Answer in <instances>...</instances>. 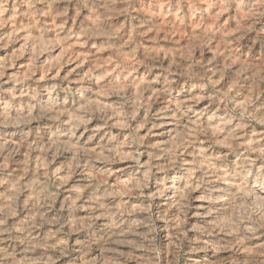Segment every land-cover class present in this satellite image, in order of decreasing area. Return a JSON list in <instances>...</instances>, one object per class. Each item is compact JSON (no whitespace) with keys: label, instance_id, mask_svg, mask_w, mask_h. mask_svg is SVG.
Segmentation results:
<instances>
[{"label":"clouds","instance_id":"obj_1","mask_svg":"<svg viewBox=\"0 0 264 264\" xmlns=\"http://www.w3.org/2000/svg\"><path fill=\"white\" fill-rule=\"evenodd\" d=\"M64 2L65 4L74 3L80 9L95 6V0H64ZM106 2L111 6V0H106ZM180 2L183 3V0ZM3 7L5 11H9L11 5L5 4ZM218 7L226 11L228 17L220 23H217L215 19L210 23L209 17ZM66 13L67 8L62 14L65 23L69 19ZM191 14V20L187 15L184 16L185 26L198 24L199 34L206 47L214 46L215 40L222 38L221 33H225L227 39L231 41L225 46L223 67L220 66L219 60L213 58L215 60L213 63L212 60H206L203 57L199 63L193 58L188 65L190 70L194 68L199 74V78L192 83V87L199 88L204 93L201 98L208 99L210 102L213 98L219 99L222 101L221 108H225L224 101H232L234 104L235 93L229 96L231 89H224L223 85L217 87L218 78H223L225 74L230 77L232 75L230 69L234 63L237 67L256 69L255 75L264 79V76H260V73H264V0H207V6L203 4L198 7L193 6ZM232 19L245 26L236 27L228 32L229 21ZM7 23L9 21H5V24ZM28 24L33 30L44 32L49 30V25L44 21L33 24L29 20ZM249 33L254 36L246 53L241 50L243 47L241 41ZM13 36L19 38L15 33ZM257 44L261 45L260 55L256 57L257 62L248 63L252 49ZM3 46L7 47L6 44ZM36 55L38 56L39 53ZM90 60L91 57H89ZM73 61H75V66H70ZM160 63L162 64L163 61L161 60ZM10 66L5 64L4 69ZM152 67L153 62L149 60L144 72L145 77L152 71ZM65 69V74L61 75L60 71ZM42 70L46 83H41L35 71L23 78L25 83L27 81L33 83H26L29 99L26 110L23 105L19 108L18 123L30 124L32 121H40L44 116H50L56 112L59 126L64 122L59 117L68 116L71 112L73 117L69 121V127L61 134L68 140L79 143L83 140L85 133H90L83 142L94 143L99 139L98 148L104 149L106 154L97 155L95 150L80 153L79 160L83 162V165H87V167L81 166L80 169L86 173L87 183L85 188L76 194L71 204L64 205L71 212L79 207L76 201L80 200L82 195H86L93 205L88 210L90 218L85 219L83 224L77 221L75 226L67 230L64 224H59L48 239L35 232V228L39 226L38 223H27L17 230L6 226L5 221L0 220V264H21L18 257L24 258L23 264H57V262L59 264H81L80 257L70 255L76 251H79L81 257H92L84 264H179L187 229L184 227L183 218L175 221V214L172 210L179 207L181 217L185 216L191 201L197 198L192 193L198 190L202 193L199 199L208 201L205 211L198 214L211 221L206 222L200 232L204 237L213 238L215 246L204 240H198L196 243L205 251L213 249L214 253H226L223 264H264V150L256 151L254 156H243L242 160L235 165L227 159L228 153L223 152L220 157H213L209 160L208 152L216 150L218 145H226L229 151L238 148L239 137L233 134L222 140L219 129L217 132L211 131V126L207 121L202 122L204 128L196 129L197 132H204L202 137L197 136L196 139H192L186 135L180 139L172 150L171 159L166 165L167 168L177 165L184 167L186 158L191 152L192 160L188 166L197 173L196 178L192 179L190 173L188 183L184 185L183 190L177 191L180 198H172L170 203L167 202L169 197L166 193L172 185H164L161 181H156L159 184V191L153 193L152 196L164 198L163 208L165 210L161 211L160 206H156L157 211L154 213L151 198L149 199L143 209L148 214L146 232L137 231L144 225L143 221H130L123 207H117L115 203L106 202L97 196V193L102 190V185L105 189L107 187L106 181L111 174L112 165L120 160L129 159L122 151L125 146L132 150L137 164L140 163L139 157L143 154L139 150L141 145L145 146V150L160 147L158 144L147 145L145 138L152 134L153 127L157 125L147 127L145 136L140 135V129L149 124L150 117L164 119L170 114L174 124L187 118L186 109L181 108L184 101H177L176 104H172L171 101L167 103L161 101L163 106L153 109V105L160 100L172 81L165 77V87L156 90H153L152 85L165 71L170 73L171 68L162 69L161 73H158L152 80H140L137 66L125 63L118 58L113 74L107 78L102 76L98 81L97 75L105 72L102 65L98 63L85 68L83 58L72 57L64 60L63 63H43ZM6 82H10L11 86L5 88ZM18 83H21V80H13L6 76L4 70H0V98L5 93L10 97L9 102L4 105L6 110L11 107L12 100L18 99L15 96ZM243 86L241 84V87ZM97 89L102 90L103 98L97 94ZM45 95L46 100H44ZM102 99L109 102L103 103ZM98 100L101 102L98 103ZM188 107L191 106L188 105ZM250 107L251 112H255L257 107L264 108V99L253 94ZM251 112L241 113L239 108L233 106L227 108L224 113L228 119L218 118L221 119L223 125H227L233 119L247 116L249 117L248 122L251 123L254 119ZM199 118L200 114H197L196 119L199 120ZM93 121L98 122L99 127L93 128ZM261 122L264 123V121ZM205 129L208 130L205 131ZM124 130L127 131V139L119 145L121 153L114 154L108 146L118 143V137L123 134ZM40 131L41 129L37 128L36 135H39ZM24 134L25 136L31 135L32 129L29 128ZM161 134H163V129ZM261 137L264 138V133ZM198 144L200 148L196 151ZM253 151L255 149L251 147L242 149V152ZM156 159L155 155L150 157V160ZM97 160L103 162L102 173L96 172L94 167ZM154 167L159 168V165H144L145 171L138 186L141 191L148 187L150 179H154L152 175ZM89 169L96 174H87ZM76 170L77 165L74 161L63 182H66ZM180 179L183 177H174L173 184ZM136 187L135 183L131 188L126 187L124 194H134L133 189ZM121 204H126V202L121 201ZM161 220L164 223L158 229L157 221ZM82 229L87 231L86 239L70 244L69 239ZM165 233L169 234L165 236ZM166 242L167 247H165ZM93 246L99 248V251L96 252ZM138 252L141 256H137ZM145 254L148 256L147 261L142 258ZM184 264H192V262L186 259Z\"/></svg>","mask_w":264,"mask_h":264},{"label":"rangeland","instance_id":"obj_2","mask_svg":"<svg viewBox=\"0 0 264 264\" xmlns=\"http://www.w3.org/2000/svg\"><path fill=\"white\" fill-rule=\"evenodd\" d=\"M5 4H10L11 5V8H10V10L9 11H5V9H4V5ZM200 4H203V5H205V6H207V0H183V3H181L180 2V0H111V6H109L108 5V3L106 2V0H95V6L93 7V8H84V9H80L79 7H77L74 3L73 4H65V2H64V0H19V4H18V0H0V24H2L1 26H0V43L2 44L3 43V41L5 40L6 42H8V43H5V41H4V45L6 44L7 45V47H4L3 46V44L1 45L0 44V58L1 57H3L4 58V62L2 61L3 60V58L1 59V61H0V70H4L5 71V73H6V76L7 77H10V78H12L13 80H15V79H19V80H21V83H18V84H16V88H15V96L16 97H18V99H15V100H12L13 101V103H12V101H11V107L10 108H8L7 110H8V112L7 113H5V111H4V109H5V107H4V105L5 104H7V102H9V99H10V97L5 93V94H3V96H2V98H0V115H2V116H0V136H1V138H0V160H1V158H2V160L4 161H0V166H2L3 165V163H4V165L6 164V162H7V164L2 168V167H0V176L3 178L1 181H0V189L2 190H0V199H2V200H0V215H1V217H2V220H3V218H5L4 219V221H5V224L7 225V226H10V227H13L14 225H15V227H19V226H21L22 224H23V221H24V215H26V213H27V215H30V217H31V221L33 222V223H36V221H37V223L39 224V226L37 227V228H35V229H37V230H35V232L36 233H39V234H41L43 237H44V235L43 234H45V237L44 238H49V237H51V235H52V233L54 232V228L55 227H58L59 226V224L61 223V224H64V225H66L65 226V228H66V230L68 229V228H71L72 226L71 225H73V226H75L76 225V223L75 222H77V221H79L80 220V224H82L83 223V221H85V219L86 218H88V217H84L83 215L86 213V211H88L89 210V207H90V205L89 204H92V202H90V201H87L88 200V197L86 198V196H84V195H82L81 196V199H83V200H85V202L83 201V200H77L76 201V203H77V205H79V207H77V208H75L74 210H72L71 212L69 211V209L68 208H66L65 207V209H64V205L66 204V202H67V204H71V200L73 199V198H75V196H76V194H75V191H76V193L78 192V190L81 188V190L82 189H84L85 187L83 186L85 183V181H81V174L83 175V173H84V176L86 175V173L85 172H83V171H81V170H79V168H81V166H83V162H81V161H79V155H80V153L81 152H83L82 150H91V149H89V148H91V147H89V146H92V151L93 150H95L96 152H97V150L99 149L100 150V152H97V155H101L102 153H104L103 155H105L106 153H105V151H104V149H102V151H101V149L100 148H98V144L97 143H99L100 144V141H99V139H97L96 140V142H94V143H86V145H84L85 143L83 142L84 141V139H87V136L90 134H88V133H85L84 134V139H83V141H81V142H79V143H74L73 141H72V143H74L75 145L77 144V146L78 147H76L74 144L72 145L70 142V140H68V143H70V145H68V144H66L65 142L67 141L66 140V137H64V136H62V134L61 133H63L65 130H67L68 128L67 127H69L68 125H69V122L67 121L68 119H69V121L70 120H72V118H70V117H73L72 116V114H71V112L69 113V116L70 117H68V116H63V115H61V117H59V118H61V120H64V124H59V127L57 126L58 125V121H57V119H56V112L54 113L55 114V116H54V114L53 115H50V116H48V115H46V116H44L40 121H32L30 124H19L18 123V120H19V116H20V113H19V111H18V109L20 108V106L21 105H23V103H24V105L23 106H27V103L26 102H28V99H29V95H28V89H27V87H26V83L27 84H32L33 82L32 81H27L26 83L24 82V80H23V78H25V77H27L28 75H29V73L30 72H33V71H35V73H36V76H37V78H39L40 80H41V83L43 84V83H46L47 81H45V79H44V71L42 70V64L43 63H53V62H58V63H63L64 62V60H66V59H69V58H72V57H75V58H83L84 57V59H83V62H84V66H85V68H87V67H91V66H94V65H96V64H100V65H102L103 66V68L105 69V72H103V73H100L98 76H97V80L99 81L100 79H101V77L103 76V77H105V78H107V76H111L112 74H113V70L117 67V63H118V58H119V60H121V61H123V62H125V63H128V64H134V65H136L137 66V73L139 74V77H140V80H144V78L145 79H148V80H152L158 73H161V71H162V69L163 70H167V69H169V68H171V72L169 73H167V71L166 72H164L162 75H160L159 76V81H157V82H155L154 84H153V86H152V88H153V90H156L157 88L159 89V87L160 88H163V85H164V87H165V82L166 81H164L165 80V77H167V79H169V80H171L172 81V83L168 86V88H167V90L166 91H168V92H166V94H165V92L162 94L163 96H161V98H162V100H161V98H160V100H158L157 101V105L156 104H154L153 105V109H156V108H158V106L160 105V107L161 106H163L162 104H161V101H164V103H167L168 102V100L169 101H172V100H175V101H172V104H174V103H176V99H174V98H177V101H180V96H182L183 95V92L188 96V97H190V98H192L193 99V97H194V101H196L195 100V98L198 100L197 101V105H195L194 106V109L192 108V107H190L189 109L188 108H186V116H187V119L189 118V119H191V118H193L194 116L196 117L197 115L196 114H198V112H200L201 110H203L205 107H207V108H210V106H211V109H213V113L212 112H210L209 110L210 109H207V108H205V110H203V111H205V112H203V114H205L204 115V117H203V119L202 120H193V119H191L192 121L191 122H197V123H192L191 125H189L188 126V124H186L187 125V128H193L192 130L191 129H188V132H193L192 134L191 133H188L187 131V134H185V129L183 128V127H181V126H183V124H185L184 123V119L181 121L182 122V124H181V122H179V125L178 126H175L176 128H178V129H174L175 131L174 132H171V134L172 135H174V137H175V134L174 133H176V138H173V136L171 135L170 137V141H167L166 143H164V144H159V142L157 143L158 145H160V147L159 148H156V149H148V150H145V146L144 145H141L140 146V148H139V150L143 153L140 157H139V160H140V163L139 164H137V163H135V160H136V157L135 156H133L132 155V150L131 149H129L127 146H125L124 147V149L126 150V151H128V152H126L124 149L122 150L123 151V154L126 152L127 154H125V155H127L128 157H129V159H126V160H120V161H118L116 164H113L112 165V167L111 168H114L113 170L114 171H112V169H111V174L109 175V177L107 178V181H108V185H107V187H106V189L107 190H109L110 189V187L111 186H114L116 189H113V190H118V189H120L121 190V192H120V190H118V192L115 194V196L113 195V190L112 191H108L107 192V190L105 189V187L102 185L101 187H102V193L101 194H105L106 193V195H101L100 194V192H98L101 196H99V194H97V196H98V198H104L105 200H106V202H112L113 203V201H114V203L116 204V206L118 207L119 205L118 204H120L121 202H116L118 199H119V201H122V200H126L127 198H128V200L131 202V200H133L132 201V203H129V201L128 200H126L125 202H126V204L128 203L129 204V206H128V204L124 207L123 205H121V207H123L124 208V210L126 209V208H129V209H126L125 210V215L129 218V220L132 218V219H134V220H136L137 218L136 217H140L141 216V218L139 219V220H143L145 223H144V225H142L141 227L142 228H139V229H137V231H139L140 233H143V231L144 232H146L147 231V228H146V226H145V224L147 225V213L143 210L144 208H145V205L149 202V199L151 198V202H152V204H153V212L155 213L156 211H157V207L156 206H160L159 204H161V205H164L165 204V201H164V198L162 199V197L160 198L159 196H157V197H153L152 196V194L153 193H155V192H158V190H156V189H158L159 188V184L157 183L156 184V186H155V183H156V181H160V179H162V180H164V179H166V181L164 182V181H162V183L165 185H169V184H172V187H171V189H169L170 191H168L167 193H166V195L168 196V195H170V197H169V200L167 201L168 203L169 202H171V197H173L172 195H174V194H176L177 193V190L178 191H182V189L184 188V185H185V182L187 181V183H188V179H186V177H189V176H187V174H186V172L187 173H193V175H192V177H193V179H195V175L197 174V173H194V171L192 170V169H188V171H185V170H181V168H180V166L179 165H177V166H175V167H172V168H167L166 167V164H168L169 163V161H170V159H171V156H172V152H171V150H173L175 147L174 146H176L177 144H178V141L180 142V139H181V137H184L185 135H187V136H190V138H192V139H196L197 138V135L198 136H200V137H202L203 135H201V134H204V133H202V132H195V130L199 127H201V128H204V124L202 123L203 122V120H205V118L207 117L208 119H206V121L209 123V124H213V125H210L211 126V131H215V132H217L216 130L217 129H219V127L217 128V126H220L219 125V123H221V119H219L218 118V115H219V117H223V116H225V115H223L224 113H225V111L227 110V108H231V107H233V106H235V107H237V108H239V111L241 112V113H243V112H246V111H248V112H251V107H250V102H251V99H252V96H253V94H256V95H259L260 97H261V99H264V79H260L259 77H257V75H254L256 72V69H248V68H245L244 69V67H242V69H241V67H239L240 68V71H239V68L237 67V69H236V65H235V63L233 64V67H232V69H235L236 71H232V69L230 70L231 72H232V75H231V77H229V76H227V74H225V76L223 77V78H218L219 79V84L217 85V87H220V85H223V88L224 89H231V91L229 92V96H232V93H235V97H234V104H233V102L232 101H224V103L226 104V107L225 108H221V103H222V101L221 100H219V99H216V98H213V100L210 102L208 99H204V98H200L201 96H203V92L199 89V88H194V87H192V83L195 81V80H197L198 78H199V74L198 73H196L195 72V69L193 68V69H189L188 68V66L187 65H189L190 63H191V60L193 59V58H195L196 59V61H197V63L198 62H200L199 60H201V56L203 57V58H205V59H209V60H212L213 61V58L215 57V59H217V60H219L220 61V66L221 67H223L222 66V64L221 63H223V64H225V60L224 59H222L223 58V56H224V52L226 51V47H225V45L226 44H230L231 43V41L230 40H228L227 39V37H226V34L225 33H221V37L222 38H218V39H216L215 40V42H214V45L215 46H212V47H206V45L204 44V40H203V38L200 36V34H199V25L198 24H189L187 27L185 26V19H184V16L185 15H187L188 16V19L189 20H191L192 19V14H191V8L193 7V6H199ZM165 5H167V7H165ZM65 8H67V17H69V19H68V22L67 23H65L64 22V20H63V18H62V14H64V12H65ZM93 13H94V15H93ZM227 17H228V13L226 12V11H224V10H222L221 8H216V10H215V12H212L211 13V16L209 17V21H210V23H211V21L213 20V19H215L216 20V22L217 23H220L221 21H224V20H226L227 19ZM5 19V20H4ZM31 21L33 24H39L41 21H44L46 24H48L49 25V30L47 31V32H44V31H42V30H33V29H31V28H29V24H28V21ZM5 21H9V23H7V24H5ZM98 22V23H97ZM95 23L97 24V25H95ZM229 24H230V27L228 28V32H231L234 28H236V27H241V28H243L245 25H242V24H240L239 23V21H237V20H235V19H232V20H230L229 21ZM96 26V27H95ZM99 26V27H98ZM149 26H151V27H149ZM154 26V27H153ZM148 27V28H147ZM3 28V29H2ZM16 30V32H15V30ZM95 29V30H94ZM99 29V30H98ZM101 29V30H100ZM3 30V31H2ZM8 30V31H7ZM11 31H13V32H11ZM4 32H6V33H4ZM27 32V33H26ZM30 32V33H29ZM7 33H10V34H7ZM13 33H16V35L19 37L18 39L16 38V37H14L13 36ZM18 33H20V34H18ZM23 33V34H22ZM192 33V34H191ZM3 36H2V35ZM5 34H7V35H5ZM12 34V35H11ZM26 34V35H25ZM30 34V35H29ZM9 35V36H8ZM21 37H20V36ZM28 35H29V37H28ZM34 35V36H33ZM36 35V36H35ZM38 35H40V38L38 37ZM4 36H8L7 38L6 37H4ZM23 36V37H22ZM24 36H26L25 38H24ZM44 36V37H43ZM194 36V37H193ZM253 36H254V34H252V33H249L247 36H245L244 37V39L241 41V43H242V45H243V47H242V51H244V52H246L247 53V49H248V46L249 45H251L252 44V42H253ZM3 37H4V39H3ZM28 37V38H27ZM30 37L32 38V40L30 39ZM36 37V39L39 41V42H41V43H39V42H37V44H36V39H34ZM22 38V39H21ZM44 38H47V40L46 39H44ZM224 38V39H223ZM3 39V40H2ZM7 39V40H6ZM11 39V40H10ZM20 39H21V41H20ZM32 41H30V40ZM41 41H40V40ZM50 39V40H49ZM194 39V40H193ZM226 39V40H225ZM24 40H26V41H24ZM28 40V41H27ZM36 40V41H35ZM44 40L46 41L45 43H44ZM222 40V41H221ZM224 40V41H223ZM35 41V42H34ZM50 43V44H47L48 42ZM197 41V42H196ZM227 41V42H226ZM31 42V43H30ZM222 42L224 43L225 42V44L223 45L222 44ZM26 43H27V45H26ZM28 43H29V45H28ZM33 43H35V44H33ZM219 43V44H218ZM33 44V45H32ZM52 44V45H51ZM19 45V46H18ZM21 45V46H20ZM30 45H32V47H29ZM176 45V46H175ZM205 45V46H204ZM221 45V46H220ZM20 48V49H17L18 47ZM43 48H42V47ZM61 46V47H60ZM62 46H64V48L62 47ZM66 46V47H65ZM100 46V47H99ZM188 46V47H187ZM4 47V48H3ZM23 47V48H22ZM28 48V50H27V48ZM191 47V48H190ZM217 49H215V48ZM63 48V49H62ZM99 50H98V49ZM171 48V49H170ZM173 48V49H172ZM184 48H185V50L187 51V53L186 52H184V53H182L183 51H185L184 50ZM209 48V49H208ZM214 48V49H213ZM221 48V49H220ZM223 48V49H222ZM31 49H33V50H31ZM64 49H65V51H64ZM66 49L68 50V52L66 51ZM90 49H91V51H90ZM95 49H97V50H95ZM117 49V50H116ZM163 51H161V50ZM168 51V53H167V51ZM171 50V52H170V50ZM175 49H177V50H175ZM180 49H182V50H180V52L181 53H179V50ZM191 49V50H190ZM205 49V50H204ZM208 49V50H207ZM13 50H15V51H13ZM19 50V51H18ZM27 50V51H26ZM61 52H60V51ZM121 50V51H120ZM160 50V51H159ZM173 50V51H172ZM193 50V51H192ZM202 50V51H201ZM207 50V51H206ZM209 50H211V51H209ZM32 51V52H31ZM63 51V52H62ZM165 51V52H164ZM177 51V52H176ZM200 51V52H199ZM213 51V52H212ZM222 51V52H221ZM224 51V52H223ZM14 52V53H13ZM16 52V53H15ZM30 52V53H29ZM39 52V55L37 56L36 55V53H38ZM171 53V55H170V53ZM172 52H174L176 55L174 56V53H172ZM260 52H261V45L260 44H257L253 49H252V53L250 54V57H249V63H255V62H257L256 61V57H258L259 55H260ZM54 56V58L52 57V55ZM66 53V54H65ZM76 53V54H75ZM203 55H202V54ZM218 53H220V54H218ZM222 53H223V55H222ZM45 54V55H44ZM60 54V55H59ZM65 54V55H64ZM96 54V55H95ZM168 54V55H167ZM187 54V55H186ZM207 54V55H206ZM210 54L212 55V56H210ZM217 55V56H215V55ZM166 55V56H165ZM180 55H181V57H180ZM184 55V56H183ZM206 55V56H205ZM220 55V56H219ZM46 56V57H45ZM168 56V57H167ZM173 56H174V58H173ZM179 56V57H178ZM187 58H186V57ZM207 56H209V57H207ZM35 57V58H34ZM52 57V58H51ZM89 57H91V60L89 61ZM97 57V58H96ZM100 57V58H99ZM169 58V59H167V58ZM178 57V58H177ZM200 57V58H199ZM221 57V58H220ZM44 58V59H43ZM146 58V59H145ZM172 58H173V60H174V62L172 61ZM176 58V59H175ZM186 60H184V59ZM49 59H51V60H49ZM160 59V60H159ZM180 59H182V60H180ZM85 60V61H84ZM149 60H151L154 64H153V67H152V71L149 73V75L147 76V77H145L144 76V72H145V70H146V65H147V62L149 61ZM164 61L162 64L164 65H162L161 63H160V61ZM177 60H179L180 62L181 61H183V62H179V61H177ZM224 60V61H223ZM13 61V62H12ZM253 61V62H252ZM1 62L3 63L2 65H1ZM74 63H72V65H70V66H75L74 64H75V61H73ZM168 62V63H167ZM172 62V63H171ZM175 62H177V63H180V65L179 64H177V65H175L176 63ZM24 63V64H23ZM26 63V64H25ZM170 63V64H169ZM174 63V64H173ZM183 63V64H182ZM213 63H214V61H213ZM5 64H8V65H11L10 67H8V68H6V69H4V65ZM30 64V65H29ZM167 64H169V66H167ZM172 66V67H171ZM173 66H175L174 68H173ZM179 66V67H178ZM247 69V70H246ZM77 70H79V69H77ZM131 70V69H130ZM19 71V72H18ZM65 71H66V69L65 70H61L60 71V74L61 75H63V74H65ZM253 71V72H252ZM16 72H17V74H16ZM98 72H99V69H98ZM244 72V73H243ZM248 72V73H247ZM246 73V74H245ZM54 75H55V73H53ZM156 74V75H155ZM245 75V77H247L246 78V80H244L245 79V77H244V75ZM252 74V75H251ZM264 73H260V76H264L263 75ZM142 75V76H141ZM169 76V77H168ZM252 76L255 78H252ZM99 77V78H98ZM171 77V78H170ZM150 78V79H149ZM249 78V79H248ZM251 78V79H250ZM162 79V80H161ZM164 79V80H163ZM230 80H231V82H230ZM162 81V82H161ZM239 81V82H238ZM259 81V82H258ZM162 84V86H161V84ZM248 82H249V84H248ZM158 83V84H157ZM256 83V84H255ZM241 84H243L244 86L243 87H241ZM159 85V86H158ZM190 85V86H189ZM11 86V83L10 82H6L5 84H4V87L5 88H8V87H10ZM181 86V87H180ZM184 88H183V87ZM154 87H156V88H154ZM192 87V91H190V88ZM179 88V89H178ZM186 88H188V90L186 89ZM251 88V89H250ZM182 89H184V90H182ZM186 89V90H185ZM244 89V90H243ZM133 90H135V89H133ZM197 90H200V91H197ZM178 91V92H177ZM182 91V92H181ZM187 91L188 92H192L191 94H192V96H191V94L190 93H187ZM238 91V92H237ZM242 91V92H241ZM249 91V92H248ZM96 92H98L97 94L99 95V94H101V98H103L102 96V94H103V92H102V90H100V89H97V91ZM178 94H177V93ZM180 92V93H179ZM194 92V93H193ZM198 92V93H197ZM169 93H171V94H169ZM199 93H200V95H199ZM180 94V95H179ZM184 94V95H185ZM241 94V95H240ZM245 94V95H244ZM170 95V96H169ZM174 95V96H173ZM177 95H179V96H177ZM190 95V96H189ZM196 95H199L198 96V98H197V96ZM237 95V96H236ZM247 95V96H246ZM172 96H173V98H172ZM20 97V98H19ZM245 99V100H241V99H243V98ZM164 98H167V99H164ZM172 98V99H171ZM239 98H240V100H239ZM38 99H39V97H38ZM45 99H47V97H46V95H45V98H44V100ZM164 99V100H163ZM7 100V101H6ZM19 100V101H18ZM106 99H102V102L103 103H108L109 101L107 100V101H105ZM205 100V101H204ZM238 100V101H237ZM247 100V101H246ZM4 101V102H3ZM215 101H216V103H215ZM239 101L243 104L242 105V107H240V105H241V103H239ZM244 101H245V103H244ZM6 102V103H5ZM99 102H101L100 100L98 101V103ZM17 103V104H16ZM218 103V104H217ZM16 104V105H15ZM3 105V106H2ZM19 105V106H18ZM157 107H156V106ZM202 106V108L200 109V106ZM220 105V106H219ZM78 107H79V105H77ZM196 106H197V108H196ZM215 106H217V107H215ZM2 107H4L3 108V110H2ZM13 107H14V110H13ZM198 107H199V109H198ZM213 107V108H212ZM246 107V108H245ZM16 108H18V109H16ZM181 108L183 109H185V107L183 106V105H181ZM242 108V109H241ZM27 109V107L25 108V110ZM191 109H192V111H191ZM261 109V110H260ZM6 110V109H5ZM195 110V111H194ZM197 110H198V112H197ZM208 110V111H207ZM214 110L215 111H217V112H214ZM219 110V111H218ZM2 111V112H1ZM3 111H4V113H3ZM13 111H14V116L12 115V113H13ZM17 111V113H15ZM57 111H59V110H57ZM194 111V112H193ZM257 111V112H256ZM255 112H251V116H253L254 117V119H252L251 120V123H249L248 121H249V117H243V118H241V119H233L232 121H231V123L230 124H227V127H226V125H223L222 124V126L224 127V129H223V127H220V129H219V133L222 131L223 133L222 134H224L225 132L228 134L227 136H230V134L231 135H233L234 133H235V135H236V133H237V135L236 136H238L239 137V139H241V140H239V146H238V148H236L235 150H232V151H229V150H227V149H229L226 145H218L217 146V148H216V150H214V152L213 151H210V158L212 157L213 158V156L214 157H217L219 154H222V151H224V150H226V151H224L223 153H228V156H227V158H229L228 160H230V161H232V160H237L238 162L240 161V160H242V158H243V156L242 155H244V156H254L255 154H256V151H261V148H262V150H264V144H263V142H264V138H262L261 137V134L262 133H264V123H262L261 121H264V118H263V115H264V108H258L257 107V110H256ZM11 112V113H10ZM191 112H192V114L194 115H191ZM209 112V113H208ZM219 112H221V113H219ZM222 112H224V113H222ZM2 113V114H1ZM12 115H10V114ZM19 113V114H18ZM7 114V115H6ZM17 114L19 115L18 117H17ZM35 114V113H34ZM202 114V115H203ZM210 114V115H209ZM213 115V117H212V115ZM258 114V115H257ZM261 114V115H260ZM8 115H9V117H8ZM16 115V116H15ZM221 115V116H220ZM5 116H7V118H5ZM209 116V117H208ZM55 117V118H54ZM62 117H64V119L62 118ZM68 117V118H67ZM211 117V118H210ZM4 118V119H3ZM8 118H12V120H10V121H8L7 119ZM50 118H52V119H50ZM213 118H214V120H213ZM3 119V120H2ZM6 119V120H5ZM65 119H67V120H65ZM210 119H212V120H210ZM217 119H219L218 121H217ZM223 119H224V117H223ZM225 119H228V117L227 116H225ZM2 120V121H1ZM14 120V121H13ZM46 120V121H45ZM53 122H51V121ZM56 122H55V121ZM152 120H153V122L155 123V125H157V124H159L160 123V119H156L155 117H150L149 118V124L145 127V128H142V129H140V135L141 136H145V134H146V131H147V127H152ZM155 120V121H154ZM217 122H216V121ZM240 120V121H239ZM49 121V122H48ZM67 123H66V122ZM159 121V122H158ZM172 121V120H171ZM201 121V122H200ZM234 121V122H233ZM235 121H237V124H236V122ZM4 122V123H3ZM47 122V123H46ZM56 123V125L54 126V124ZM151 122V123H150ZM158 122V123H157ZM200 122V123H199ZM219 122V123H218ZM238 122H240L239 124H238ZM45 123V124H44ZM49 123V124H48ZM153 123V124H154ZM157 123V124H156ZM202 123V125H200ZM215 123V124H214ZM48 126H47V125ZM178 124V123H177ZM177 124H175V125H177ZM217 124V125H216ZM232 124H234V125H232ZM19 125L21 126L20 128H18L19 127ZM23 125H24V127H23ZM46 127H45V126ZM63 125H65V127H63ZM94 125V126H93ZM93 128H95V127H99L98 125H99V123L98 122H96V121H93ZM95 125H97V126H95ZM150 125V126H149ZM195 125L197 126V127H195ZM231 125V128L229 127ZM236 125H237V127H236ZM241 125H242V127H241ZM52 126H54V128L52 127ZM61 126V127H60ZM191 126V127H190ZM194 126V127H193ZM6 129H5V128ZM215 127V128H214ZM231 129V132H230V129ZM26 128V129H25ZM29 128H31L32 129V134L31 135H28L27 137L28 138H26V136H25V134L23 135L22 134V132L24 133V131L26 132ZM37 128H40L41 129V131H40V133H39V135H36V129ZM48 128H49V130H48ZM56 128L58 129V130H56ZM60 128V129H59ZM195 128V129H194ZM225 128H227L226 130H225ZM233 128H235V129H233ZM239 129V132H238V129ZM13 129H14V132L16 133V134H14L13 135ZM16 129V130H15ZM24 129V130H23ZM47 129V130H46ZM62 129V130H61ZM213 129V130H212ZM243 129V130H242ZM9 130V131H8ZM12 130V131H11ZM42 130H44V131H42ZM52 130V131H51ZM57 131V132H55V131ZM181 130V131H180ZM191 130V131H190ZM241 130V131H240ZM247 130V131H246ZM255 130V131H254ZM7 131V134L5 133ZM17 131V132H16ZM21 131V132H20ZM48 131H51V134H50V132L48 133ZM184 131V133H182ZM205 131H207V129H205ZM225 131V132H224ZM235 131V132H234ZM252 131V132H251ZM259 131V132H258ZM19 132V133H18ZM61 132V133H60ZM179 132H180V134H179ZM243 132V133H242ZM247 132V133H246ZM255 132V133H254ZM2 133V134H1ZM10 133H11V135H10ZM226 133H225V135H222L221 133V135H222V137H220V139H225L227 136H226ZM239 133H240V135H239ZM246 133V134H245ZM258 133V134H257ZM261 133V134H260ZM5 134V135H4ZM19 134V135H18ZM34 134V135H33ZM55 134H58V135H55ZM155 133H154V128H153V132H152V134L150 135V136H146L145 138H146V143H147V145H151V144H156V140H160V139H158L157 138V136L156 135H154ZM177 134H178V136H177ZM189 134V135H188ZM197 134V135H196ZM242 134V135H241ZM250 134H252V135H250ZM255 134V135H254ZM260 134V135H259ZM17 135V136H16ZM20 135L22 136L23 135V137L22 138H25L24 140L22 139V138H20ZM36 135V136H35ZM49 136V138L48 137H46V136ZM179 135H180V137H179ZM194 135V136H193ZM256 135H258V137L256 136ZM30 136L32 137V138H30ZM224 136V137H223ZM244 136H248L247 138H249V139H253V140H251V142H250V140H246L247 138H244ZM250 136L252 137V138H250ZM253 136H255L254 138H255V140H254V138H253ZM259 136H260V138H259ZM3 137V138H2ZM5 137V138H4ZM19 139H18V138ZM33 137H35V139L33 138ZM53 137V138H52ZM62 137V138H61ZM122 137V138H121ZM178 137H179V139H178ZM196 137V138H195ZM257 137V138H256ZM9 140L10 139V141H8L7 139ZM39 138H40V140H39ZM51 138V139H50ZM65 138V139H64ZM127 139V131L126 130H124V132H123V134L121 135V136H119L118 137V143H113V144H111V145H109L108 146V148H110V146H111V149H112V147H113V150H114V154H120L121 153V149H120V147H119V145L120 144H123L124 143V141H125V139ZM155 138H156V140H155ZM243 138V139H242ZM2 139V140H1ZM15 139V144H14V140ZM19 141H18V140ZM20 139L22 140V142L20 141ZM27 139V143H25L26 140ZM31 139V140H30ZM53 139L56 141V143L57 142H59V143H57L56 145H55V141H53ZM58 139V140H57ZM61 139V140H60ZM172 139H174L173 140V142L171 143V141H172ZM258 139H260V140H258ZM4 140H6L5 142H4ZM34 140H35V143H34ZM44 140H46L45 141V146H44ZM63 140H65V141H63ZM153 140H154V142H153ZM175 140H178V141H175ZM244 140L245 141H248L251 145L250 146H252L253 145V147L254 148H257V149H259V150H256L255 152L253 151V152H242V149H244V148H246V147H250L249 146V143L248 142H244ZM1 141H3V142H1ZM30 141V142H29ZM50 141V142H49ZM52 141H53V143H52ZM62 141H63V143L65 144H63L62 143ZM97 141H99V142H97ZM241 141V142H240ZM243 141V142H242ZM253 141H254V143H253ZM19 142V143H18ZM33 142V143H32ZM42 142V143H41ZM46 142H48V143H46ZM82 142H83V144H82ZM257 142H259V143H257ZM11 143V144H10ZM41 143V144H40ZM52 143V144H51ZM60 143H61V145H60ZM167 143H171V145L169 146ZM246 143V144H245ZM255 143H257V144H255ZM2 144V145H1ZM4 144V145H3ZM7 146H6V145ZM17 144H18V147H17ZM25 144H29V145H27V148H26V145ZM31 144V145H30ZM35 144H37V145H35ZM39 144H40V146L43 144V146L42 147H40L39 146ZM96 145V147H94L95 145ZM167 144V145H166ZM174 144V145H173ZM176 144V145H175ZM248 144V145H247ZM260 144V145H259ZM261 144H262V146H261ZM12 145V146H11ZM15 145H16V147L18 148V149H21L20 151L15 147ZM24 145V146H23ZM49 145V146H48ZM55 145V146H54ZM68 145V146H67ZM81 145V146H80ZM83 145H84V147H86L87 145V147L86 148H84L83 147ZM94 145V146H93ZM172 145H173V148H171L172 147ZM256 147H255V146ZM8 146H9V148H8ZM35 146V148H33V147ZM38 146V147H37ZM53 146V147H52ZM59 146V147H58ZM71 147L70 149L68 148V147ZM72 146L73 147H75V148H73L72 149ZM80 146V147H79ZM115 146V147H114ZM118 148H117V147ZM162 146H164V148L166 149H163V147ZM167 146H169L168 147V149H167ZM242 146V147H241ZM4 149H3V148ZM11 147H13V148H11ZM24 147H25V149H24ZM44 147H45V150H44V152L42 153L41 152V149H42V151H43V149H44ZM48 147V148H47ZM50 147V148H49ZM57 149H56V148ZM61 147V148H60ZM64 147V149H65V147L66 148H68L67 150H64V149H62ZM89 147V148H88ZM244 147V148H243ZM259 147V148H258ZM12 150H11V149ZM30 150H29V149ZM53 148V149H52ZM76 148H77V152L75 151L76 150ZM80 148V149H79ZM96 148V149H95ZM161 148V149H160ZM170 148V149H169ZM198 148V150H199V148H200V145L198 146H196V149ZM252 148V147H251ZM253 148V149H254ZM1 149H3V152H2V150ZM27 149V150H26ZM37 149H39V151L37 150ZM51 149V150H50ZM61 149V150H60ZM79 149V150H78ZM110 149V150H111ZM218 149V150H217ZM7 150V152H5ZM24 150V151H23ZM34 152H33V151ZM46 150H49V152L48 151H46ZM54 150V151H53ZM58 150V151H57ZM71 150V151H70ZM74 150V151H73ZM81 150V151H80ZM87 150V151H88ZM98 150V151H99ZM154 150H157L156 151V153L157 154H159L158 156H157V154L155 153V151ZM160 150H163V153L165 154H161L162 153V151H160ZM176 150H178V149H176ZM198 150H196V151H198ZM16 151H18L17 153H16ZM23 151V152H22ZM29 151V152H28ZM53 151V152H52ZM64 151V152H63ZM144 151H148V152H150V153H148L147 152V154H146V152H144ZM220 153H219V152ZM238 153H237V152ZM12 152H15V153H12ZM22 154H21V153ZM37 152V153H36ZM38 152H39V154H38ZM50 152H51V154H50ZM55 152H57V154L55 153ZM70 152H71V154L73 155V157H70ZM74 152H76V153H74ZM167 152V153H166ZM213 152V153H212ZM215 152L216 153H218V154H216L215 155ZM234 152H235V155H234ZM7 153V154H6ZM10 153V154H9ZM58 153H59V155L61 156H59L58 155ZM68 153V155H66V154ZM100 153V154H99ZM153 153V154H152ZM155 153V154H154ZM240 153H242V154H240ZM244 153V154H243ZM4 154V155H3ZM29 154V155H28ZM34 154H38L39 155V157L38 158H36L37 157V155L35 156ZM50 154V155H49ZM54 154V155H53ZM75 154H77V155H75ZM155 155V156H157V161H155V160H151V162L149 161L150 160V157H151V155ZM167 154H169V155H167ZM170 154H171V156H170ZM191 155L189 156V154H188V157H187V159H186V162H189L188 163V165L190 164V161H191V159H192V153H190ZM208 154H209V152H208ZM213 154V155H212ZM2 155V156H1ZM7 155V156H6ZM24 155H25V157H24ZM44 157H43V156ZM63 155H65V156H63ZM75 155V156H74ZM145 155V156H144ZM146 155H148V156H146ZM239 155V156H238ZM16 156V157H15ZM19 156H20V158H19ZM41 156H42V159H44V160H42L41 159ZM51 156H52V159H51ZM77 156H78V161H77ZM132 156V158H130ZM160 156V158H158ZM167 156H169V157H167ZM221 155H219L218 157H220ZM240 156H241V159H240ZM23 157V158H22ZM59 157V158H58ZM146 159H145V158ZM149 159H148V158ZM164 157V158H163ZM165 157H166V159H165ZM191 159H190V158ZM217 157V158H218ZM25 158V160H21V159H24ZM41 160H40V159ZM46 158V159H45ZM47 158H50V159H47ZM61 158H62V160H61ZM69 158V159H68ZM71 158H72V160H71ZM135 158V159H134ZM168 158H170V159H168ZM10 159H11V161H10ZM17 159H19V160H17ZM64 159H66V160H64ZM73 159H74V161H75V163L77 164V162H79V166L77 165V169L78 170H76L73 174H72V176L66 181V182H64V183H61V180H62V182L64 181V177H66V175L68 176V174H65V172L64 171H66L67 169V166H69V169L71 168V165L73 166ZM168 159V160H167ZM232 159V160H231ZM17 160V161H16ZM32 160H33V162H32ZM35 160V161H34ZM68 160V161H67ZM70 160V161H69ZM146 160V161H145ZM165 162H164V161ZM209 160H211V159H209ZM39 161V162H38ZM40 161H41V163H40ZM60 161V162H59ZM61 161H62V163H61ZM64 161V162H63ZM143 161V162H142ZM154 161V162H153ZM158 161H160L159 163H161V164H159L158 163ZM162 161H163V163H162ZM166 161H167V163H166ZM12 162V163H11ZM18 163V164H16V163ZM24 162V163H23ZM37 163V164H33L32 165V163ZM46 162V163H45ZM48 162V163H47ZM55 162V163H54ZM69 162V163H68ZM156 162L158 163V164H156ZM23 163V164H22ZM39 163L42 165H39ZM43 163H45L46 164V166L43 164ZM54 164V165H52V164ZM58 163H60V164H58ZM64 163V164H63ZM67 165H66V164ZM97 163V164H96ZM102 161H99L98 162V160L97 161H95V164H94V167H95V169H96V171H98L99 169H100V167H102ZM148 163V164H147ZM152 163V164H151ZM164 163H166L165 165H162V164H164ZM202 163H203V161H202ZM204 163H206V162H204ZM25 164V165H24ZM63 164V165H62ZM80 164H81V166H80ZM153 164H155V165H160L159 166V168H153V173H152V175H153V178L155 179H150V181H149V184H148V187L147 188H145V189H143L142 191L139 189V183H140V181H141V176L143 175V172L145 171V168H144V165H153ZM32 165V166H31ZM48 165V166H47ZM57 165V169H58V167L60 168V169H58V173H57V169H56V167H54V166H56ZM59 165H61V166H59ZM96 165V166H95ZM99 165H100V167H99ZM122 167H121V166ZM123 165H124V167H123ZM130 165V166H129ZM162 165V166H161ZM13 166V167H12ZM22 166V167H21ZM37 167L36 169H34V167ZM41 166V167H40ZM53 166V167H52ZM62 166H63V168H62ZM66 166V167H65ZM84 166H86L87 167V165H84ZM83 166V167H84ZM118 168H117V167ZM133 166V167H132ZM163 166H164V169H163ZM17 167V168H16ZM33 167V168H32ZM136 169H135V168ZM166 167V168H165ZM21 168V169H20ZM39 168H41L40 169V171H39ZM42 168H43V170H42ZM52 168V169H51ZM139 168V169H138ZM162 168V169H161ZM173 168H175V169H173ZM187 168H190L189 166L187 167ZM8 169H9V172H8ZM18 169V170H17ZM22 169H24V170H22ZM46 169V170H45ZM56 169V170H55ZM61 169H63V172H62V170ZM66 169V170H65ZM103 169V168H102ZM102 169H100V171H103ZM157 169H159V171L157 170ZM183 169V168H182ZM28 170V171H27ZM29 170H31V171H29ZM33 170V171H32ZM90 171H88V172H90V173H87V174H91V171H92V169H89ZM129 170H131L130 172H129ZM168 170V171H167ZM173 170V171H172ZM3 171V172H2ZM8 173H7V172ZM11 171V172H10ZM20 171H22V172H20ZM37 171H38V173H37ZM100 171H98V172H100ZM120 171V172H119ZM122 171V172H121ZM132 171H137L136 173H133ZM140 171H143V172H141L142 173V175H141V173H140ZM157 171V172H156ZM179 171V172H178ZM181 171V172H180ZM183 171H185L184 173H183ZM5 172V173H4ZM18 172L20 173V174H18ZM39 172L41 173V174H39ZM67 172H68V170H67ZM81 172V173H80ZM117 174H115V173ZM139 172V173H138ZM170 172V173H169ZM13 173V174H12ZM14 173H16V174H18V176L16 175V174H14ZM31 173V174H30ZM44 173H46V174H44ZM62 173V174H61ZM102 173V172H101ZM112 173H113V175H112ZM120 173V174H119ZM133 173V174H132ZM162 173V174H161ZM168 173H169V175H168ZM177 173V174H176ZM180 173V174H179ZM181 173H183V174H185V176L183 175V174H181ZM5 174V175H4ZM25 174V175H24ZM29 174V175H28ZM58 174H61V175H58ZM65 174V175H64ZM78 174H80V175H78ZM92 174H96L95 172H93L92 171ZM3 175H4V177L5 176H7V177H3ZM21 175V176H20ZM36 176V178H38V179H36V178H33L34 176ZM62 175H64V176H62ZM127 175V176H126ZM159 176V178L160 177H163V178H158L157 176ZM176 175H178L179 177H183V179H181V180H176L175 181V184H173V182L171 183V180L173 181V178L174 177H177ZM189 175V174H188ZM9 176H10V178L11 179H13L12 180V182H11V179L9 180ZM14 176V177H13ZM17 176V177H16ZM32 176V177H31ZM59 176H61V177H59ZM116 176H117V178H116ZM129 176V177H128ZM157 178H155V177ZM173 176V177H172ZM1 177H0V179H1ZM25 177V178H24ZM30 177V178H29ZM73 177V178H72ZM77 177V178H76ZM122 177H124L125 179H127V177H128V179L127 180H124ZM130 177H131V179H130ZM134 177V178H133ZM140 177V179L139 180H137L138 178ZM164 177H166V178H164ZM169 177V178H168ZM185 177V178H184ZM16 178V180H14ZM32 178V179H31ZM42 178V179H41ZM85 178H86V176H85ZM116 180V183H118V184H116V183H111V181L113 180L114 181V179ZM136 178V180L137 181H139V183H138V185H137V181L136 180H134ZM168 178V179H167ZM170 178H172V179H170ZM19 179V180H18ZM31 179V180H30ZM34 179H36V180H34ZM56 179V180H55ZM71 179H73V180H71ZM112 179V180H111ZM159 179V180H158ZM185 179H186V181H185ZM24 180H28L27 182L26 181H24ZM37 180L39 181V182H37ZM49 180V181H48ZM111 180V181H110ZM118 180H122V181H118ZM133 180H134V182H133ZM167 180H170V181H167ZM18 181H20V182H18ZM23 181L24 182H26L25 184H27V185H23ZM30 181V182H29ZM32 181V182H31ZM59 181H60V183H59ZM77 181V182H76ZM112 181V182H113ZM118 181V182H117ZM131 181V182H130ZM136 181V182H135ZM155 181V183H153ZM184 181V182H183ZM5 182V183H4ZM22 182V183H21ZM43 182H45V183H43ZM71 182V183H70ZM82 182V183H81ZM87 182V181H86ZM115 182V181H114ZM123 182H125V184L127 183L130 187H132V185L131 184H133V183H135L136 185H137V187L135 188V190L133 189V193L134 194H132V195H124L123 193H125V187L126 186H128L127 184H126V186L124 185V184H122ZM177 182H179V183H177ZM182 182V183H181ZM9 183H12L13 185H15V184H17V187H16V185L15 186H13V185H10ZM22 185H21V184ZM29 183H32L31 185L29 184ZM35 183H37V184H35ZM47 183V184H46ZM54 183V184H53ZM57 183H59V184H57ZM75 183V184H74ZM84 183V184H83ZM110 183H111V186H109L110 185ZM184 183V184H183ZM217 183H219V182H217ZM6 186H5V185ZM9 184V185H8ZM70 184V185H69ZM71 184H73V185H76L77 184V186H81L82 184V186L80 187H77V189H76V186L75 187H72L73 185H71ZM115 184V185H114ZM121 184V185H120ZM154 184V185H153ZM177 184V185H176ZM181 184H183V185H181ZM3 185V186H2ZM8 185V186H7ZM37 185V186H36ZM47 186V187H45V186ZM62 185V186H61ZM86 185V184H85ZM120 186V187H118V186ZM173 185H175L174 187H173ZM12 186V187H11ZM23 186H25V187H23ZM28 186V187H27ZM34 186V187H33ZM38 186H39V188H38ZM43 186V187H42ZM64 186V187H63ZM67 186H71V188L69 187H67ZM118 188H117V187ZM122 186H123V188H122ZM125 186V187H124ZM155 186V187H154ZM179 186V187H178ZM7 187V188H6ZM130 187H128V188H130ZM152 187V188H151ZM157 187V188H156ZM180 188V189H178V188ZM6 188V189H5ZM10 188L12 189V191L10 190ZM27 188H29V189H27ZM33 188H35V189H33ZM42 188H43V190H42ZM46 188V189H45ZM53 188V189H52ZM79 188V189H78ZM104 188V189H103ZM111 188H113V187H111ZM3 189H5L4 191H3ZM9 189V190H8ZM22 189H24V190H22ZM26 189V190H25ZM37 189V190H36ZM40 189H41V191H40ZM51 189V190H50ZM75 189V190H74ZM124 189V190H123ZM152 189H154V190H152ZM172 189H174V190H172ZM22 191L21 193L20 192H17V191ZM28 190V191H27ZM33 190H35V191H33ZM46 190H48V191H46ZM81 190H79V191H81ZM104 190L106 191V192H104ZM111 190V189H110ZM136 190H138V192H136ZM11 191V192H10ZM28 193H27V192ZM39 191V192H38ZM53 191H55V192H53ZM65 191V192H64ZM68 191V192H67ZM71 191V192H70ZM73 191V192H72ZM122 191H123V193H122ZM3 192V193H2ZM7 192V193H6ZM10 192V193H9ZM34 193L33 195H32V193ZM36 192H38V193H36ZM50 192V193H49ZM70 192V193H69ZM111 192V193H110ZM149 192V193H148ZM172 192V193H171ZM20 193V194H19ZM25 193H27V194H25ZM30 193H31V195H30ZM41 193V194H40ZM46 193H48L47 195H46ZM66 193H69V195L68 194H66ZM71 193H73V194H71ZM79 193V192H78ZM140 193V194H139ZM5 194V195H4ZM6 194H8V195H10V196H12L11 198H10V196H8V195H6ZM38 194V195H37ZM39 194H40V196L41 197H43L42 199L43 200H41V198H40V196H39ZM51 194V195H50ZM64 194H66L65 195V197L64 196H62V195H64ZM118 194V195H117ZM120 194H122V195H120ZM197 196H196V195ZM201 195L202 193L198 190V191H196V192H193L192 193V195L193 196H195V197H197L196 199H199V195ZM14 195V196H13ZM15 195H16V197H15ZM24 195H26V196H24V198H23V196ZM30 195V196H29ZM45 197H44V196ZM70 195H72V196H70ZM108 195V196H107ZM111 195H113V196H111ZM116 195L119 197H116ZM121 196V200H120V196ZM134 195V196H133ZM151 195V196H150ZM4 196H6V197H4ZM22 196V197H21ZM35 196V201H34V198L33 197ZM107 196V197H106ZM175 196V195H174ZM177 196V197H176ZM175 196V199L177 198V199H179V196L178 195H176ZM19 197V198H18ZM26 197V198H25ZM38 197V198H37ZM111 197V198H110ZM125 197H127V198H125ZM131 197V198H130ZM15 198V199H14ZM30 198H32L31 200H30ZM68 198V199H67ZM72 198V199H71ZM113 198H114V200H113ZM117 198V199H116ZM133 198V199H132ZM171 198V199H170ZM174 198V197H173ZM18 199V200H17ZM25 199V200H24ZM26 199H27V201H30L31 203H29V202H27L26 201ZM159 200V202H158V200ZM10 200V201H9ZM12 200H13V203H12ZM15 200V201H14ZM24 201V203H23V201ZM37 200H39V201H37ZM5 201H8L9 202V204H8V206H4V203H2V202H5ZM42 201H43V203H42ZM84 203H83V202ZM162 201V202H161ZM163 201H164V204H162L163 203ZM207 201V200H206ZM27 202V203H26ZM41 204H40V203ZM44 202H45V204H44ZM79 202V203H78ZM133 202H135V206L134 205H132V206H134L133 207V209L131 208L132 206H131V204H133ZM136 202H137V204H139V205H137L136 204ZM15 203V204H14ZM19 203V204H18ZM33 203V204H32ZM39 203V204H38ZM51 203V204H50ZM83 205H82V204ZM87 203H89V204H87ZM118 203V204H117ZM142 203V204H141ZM158 203V204H157ZM194 203V204H193ZM195 203H196V200H192L191 201V203H190V206H189V208H188V210H187V214L185 215V216H183V217H181V209L179 208V207H176V209L174 208L172 211L173 212H176L175 213V221H179L181 218H183V220H184V227L187 229V235H186V238H185V240H184V243H183V245H182V249H183V251H182V253H181V255H180V260H179V264H184L183 262L187 259V260H190L191 262L192 261H194V262H192V263H196V264H203V260H204V262H207V263H211V264H223V261H224V259H225V257H226V253H215L214 254V251H211V250H213V249H208L207 251H205L204 249H203V247L202 246H200V245H198L197 243H196V241H198V240H206L205 242H207V243H213V245L215 246V242H213V238H211V237H205L204 238V236L202 237V234H201V232H200V229H201V227L206 223V222H211L209 219H207V218H204L203 219V217H202V215H199L198 213H200V210L198 211V209L197 208H195ZM3 204V205H2ZM12 206H11V205ZM38 204V205H37ZM48 204H50V205H48ZM61 204H63V206L61 205ZM85 204V205H84ZM2 205V206H1ZM14 205V206H13ZM21 205V206H20ZM27 205V206H26ZM40 205V206H39ZM47 205V207H44V206H46ZM62 207H61V206ZM86 205H88V206H86ZM11 206V207H10ZM18 206H20L21 208H19L18 209ZM28 206H29V208H28ZM31 206V207H30ZM80 206H81V208H80ZM82 206H84V207H82ZM2 207V208H1ZM4 207H5V209H4ZM17 207V208H16ZM42 209H41V208ZM86 207H88V209L86 208ZM161 207H162V209L163 210H165L164 208H163V206H160V210H162L161 209ZM9 208V209H8ZM38 208L39 210H41L42 212H40V214H35V210ZM52 208V209H51ZM84 208V209H83ZM131 208V209H130ZM143 208V209H142ZM1 209H3L4 211H2ZM8 209V210H7ZM21 209V210H20ZM26 209V210H25ZM32 209V210H31ZM43 209H44V211H43ZM67 209V210H66ZM79 209V210H78ZM82 209V210H81ZM6 210V211H5ZM9 210L10 211H12V212H9ZM28 210V211H27ZM133 210V211H132ZM13 211H16V212H14L13 213ZM25 211V212H24ZM31 211H32V213H34L33 214V216L31 215ZM131 211L133 212V214L131 213ZM144 211V212H143ZM196 213H194V212ZM197 211V212H196ZM6 212V213H5ZM45 212V213H44ZM79 212V213H78ZM13 213V214H12ZM21 213V214H20ZM22 213H24V214H22ZM63 213V214H62ZM84 213V214H83ZM87 213H89V211L87 212ZM86 213V214H87ZM179 213V214H178ZM6 214V215H5ZM11 214V215H10ZM42 214V215H41ZM47 216H46V215ZM52 214V215H51ZM66 214V215H65ZM70 214V215H69ZM85 214V215H86ZM9 215H10V217H9ZM19 215V216H18ZM36 215V216H35ZM44 215V216H43ZM56 215V216H55ZM67 215H69V216H67ZM79 217H78V216ZM80 215H81V217H80ZM133 215H134V218H133ZM16 216V217H15ZM43 216V217H42ZM48 217V219H45L44 220V217ZM76 216V217H75ZM86 216H88V214L86 215ZM18 217V218H17ZM34 217L37 219H39V220H36V219H34ZM66 217V218H65ZM78 217V218H77ZM84 219H83V218ZM198 217V218H197ZM13 218V219H12ZM16 218V219H15ZM23 218V219H22ZM69 218V219H68ZM72 218V220H70ZM74 218H76V219H78V220H76V219H74ZM81 218V219H80ZM143 218V219H142ZM12 219V220H11ZM52 219V221H50ZM83 219V220H82ZM130 220V221H134V220ZM177 219V220H176ZM201 219V220H200ZM1 220V219H0ZM53 220H54V222H53ZM70 222V224H69V222ZM73 220H75L74 222H73ZM139 220H136V221H139ZM15 221V222H14ZM18 221V222H17ZM45 221V222H44ZM48 221V222H47ZM57 221H58V223H57ZM64 221V222H63ZM73 222V224H72V222ZM200 221V222H199ZM206 221V222H205ZM10 222V223H9ZM41 222L43 223L42 224V226H41ZM63 222V223H62ZM66 222H68V223H66ZM164 223V221H157V228L159 229V227L161 226V224L163 225V223ZM15 223V224H14ZM25 223V222H24ZM49 223V224H48ZM192 223V224H191ZM13 224V225H12ZM21 224V225H20ZM45 224V225H44ZM53 224V225H52ZM68 224H69V226H68ZM196 224V225H195ZM12 225V226H11ZM18 225V226H17ZM46 225L48 226V227H46ZM195 225V226H194ZM55 226V227H54ZM68 226V227H67ZM15 227H13V228H15ZM46 227V229H44ZM47 228H49L48 230H47ZM50 228H53V229H51L50 230ZM144 228H146V229H144ZM40 229V230H39ZM41 229H42V231H41ZM143 229V230H142ZM47 232H46V231ZM44 231L47 233H44ZM50 231V232H49ZM42 232H43V234H42ZM52 232V233H51ZM50 234V235H49ZM81 234H82V236H81ZM83 234H85V235H83ZM166 235H168L169 233H165ZM174 234V233H173ZM194 234V235H193ZM86 236H87V231L85 230H81L80 232H78V233H74L73 234V236L69 239V243L70 244H75L76 243V241L75 240H80V237H82L81 238V240H84V238L83 237H85L86 238ZM74 238H77V239H74ZM207 238V239H206ZM208 240V241H207ZM211 241V242H210ZM186 242H187V244H186ZM189 242V243H188ZM167 243V242H166ZM190 245V246H189ZM195 245V246H194ZM198 245V246H197ZM194 246V247H193ZM94 248H95V251H97L98 252V248L96 249V246H93ZM165 247H167V245H165ZM190 247H191V249H190ZM199 247H201V248H199ZM189 248V249H188ZM195 251V252H194ZM211 251V252H210ZM78 254H80L79 253V251H77V253L76 252H73V253H70V255H72V256H74V257H80V260H81V264H84V260L83 259H85L86 261L89 259L88 257H81V254L80 255H78ZM95 253H93V255H94ZM138 254V256H140L141 254L138 252L137 253ZM198 254V255H197ZM214 254V255H213ZM78 255V256H77ZM200 255V256H199ZM206 255V256H205ZM224 255V256H223ZM214 256V257H213ZM217 256V257H216ZM193 259H192V258ZM203 257H206V259H203ZM87 258V259H86ZM92 257H90V259H91ZM145 258V259H144ZM146 258L148 259V256L145 254L144 256H143V259L145 260V261H147L146 260ZM65 259H67L66 257H65ZM89 259V260H90ZM183 259H185V260H183ZM198 259V260H197ZM200 259L202 260V262L200 261ZM210 259V260H209ZM19 260V259H18ZM23 260H24V258H22V260L20 259V262H21V264H23ZM197 260V261H196ZM215 260H216V263H215ZM219 261V262H218ZM214 262V263H213ZM57 264H59V262H57Z\"/></svg>","mask_w":264,"mask_h":264},{"label":"bare ground","instance_id":"obj_3","mask_svg":"<svg viewBox=\"0 0 264 264\" xmlns=\"http://www.w3.org/2000/svg\"><path fill=\"white\" fill-rule=\"evenodd\" d=\"M4 20H5V19H4ZM97 23H98V22H97ZM1 25H2V24H0V26H1ZM95 25H97V24L95 23ZM95 27H96V26H95ZM98 27H99V26H98ZM149 27H151V26H149ZM153 27H154V26H153ZM147 28H148V27H147ZM2 29H3V28H2ZM14 30H15V29H14ZM94 30H95V29H94ZM98 30H99V29H98ZM100 30H101V29H100ZM2 31H3V30H2ZM7 31H8V30H7ZM11 32H13V31H11ZM15 32H16V30H15ZM0 33H1V32H0ZM4 33H6V32H4ZM26 33H27V32H26ZM29 33H30V32H29ZM7 34H10V33H7ZM7 34H5V35H7ZM15 34H16V33H15ZM18 34H20V33H18ZM22 34H23V33H22ZM191 34H192V33H191ZM1 35H2V34H1ZM11 35H12V34H11ZM25 35H26V34H25ZM29 35H30V34H29ZM29 35H28V37H29ZM2 36H3V35H2ZM8 36H9V35H8ZM8 36H7V37H8ZM19 36H20V35H19ZM33 36H34V35H33ZM35 36H36V35H35ZM4 37H6V36H4ZM4 37H3V39H4ZM7 37H6V38H7ZM14 37H15V36H14ZM20 37H21V36H20ZM22 37H23V36H22ZM25 37H26V36H24V38H25ZM28 37H27V38H28ZM38 37L40 38V35H38ZM43 37H44V36H43ZM193 37H194V36H193ZM32 38H33V37H32ZM32 38L30 37L31 40H32ZM3 39H2V40H3ZM21 39H22V38H21ZM21 39H20V41H21ZM30 39H29V40H30ZM34 39H36V37H35ZM44 39L47 40V38H44ZM223 39H224V38H223ZM6 40H7V39H6ZM10 40H11V39H10ZM31 40H30V41H31ZM36 40H37V39H36ZM36 40H35V41H36ZM39 40H40V39H39ZM49 40H50V39H49ZM193 40H194V39H193ZM225 40H226V39H225ZM4 41H5V40H4ZM4 41H3V43H4ZM24 41H26V40H24ZM27 41H28V40H27ZM35 41H34V42H35ZM40 41H41V40H40ZM221 41H222V40H221ZM223 41H224V40H223ZM31 42H32V41H31ZM31 42H30V43H31ZM37 42H39V41L37 40V41H36V44H37ZM45 42H46V41L44 40V43H45ZM47 42H48V41H47ZM196 42H197V41H196ZM226 42H227V41H226ZM3 43H2V44H3ZM5 43H8V42L5 41ZM39 43H41V42H39ZM0 44H1V43H0ZM2 44H1V45H2ZM33 44H35V43H33ZM33 44H32V45H33ZM41 44H42V43H41ZM45 44H46V43H45ZM47 44H50V43L48 42ZM204 44H205V43H204ZM218 44H219V43H218ZM222 44L224 45L225 42H224V43L222 42ZM3 45H4V44H3ZM26 45H27V43H26ZM28 45H29V43H28ZM32 45H30L29 47H32ZM51 45H52V44H51ZM226 45H227V44H226ZM226 45H225V46H226ZM18 46H19V45H18ZM18 46H17V47H18ZM20 46H21V45H20ZM175 46H176V45H175ZM204 46H205V45H204ZM214 46H215V45H214ZM220 46H221V45H220ZM41 47H42V46H41ZM60 47H61V46H60ZM62 47L64 48V46H62ZM65 47H66V46H65ZM99 47H100V46H99ZM187 47H188V46H187ZM3 48H4V47H3ZM20 48H21V47H20ZM20 48L18 47L17 49H20ZM22 48H23V47H22ZM26 48H27V47H26ZM32 48H33V47H32ZM42 48H43V47H42ZM63 48H62V49H63ZM190 48H191V47H190ZM209 48H210V47H209ZM209 48H208V49H209ZM214 48H215V47H214ZM214 48H213V49H214ZM97 49H98V48H97ZM97 49H95V50H97ZM170 49H171V48H170ZM170 49H169V50H170ZM172 49H173V48H172ZM208 49H207V50H208ZM210 49H211V48H210ZM215 49H216V48H215ZM220 49H221V48H220ZM222 49H223V48H222ZM27 50H28V48H27ZM27 50H26V51H27ZM31 50H33V49H31ZM98 50H99V49H98ZM116 50H117V49H116ZM160 50H161V49H160ZM160 50H159V51H160ZM165 50H166V49H165ZM175 50H177V49H175ZM178 50H179V49H178ZM180 50H182V49H180ZM180 50H179V53H181ZM184 50H185V48H184ZM190 50H191V49H190ZM204 50H205V49H204ZM207 50H206V51H207ZM211 50H212V49H211ZM211 50H209V51H211ZM216 50H217V49H216ZM13 51H15V50H13ZM18 51H19V50H18ZM59 51H60V50H59ZM64 51H65V49H64ZM66 51L68 52L67 49H66ZM90 51H91V49H90ZM120 51H121V50H120ZM161 51H162V50H161ZM166 51H167V50H166ZM172 51H173V50H172ZM192 51H193V50H192ZM201 51H202V50H201ZM31 52H32V51H31ZM60 52H61V51H60ZM62 52H63V51H62ZM162 52H163V51H162ZM164 52H165V51H164ZM170 52H171V50H170ZM170 52H169V53H170ZM176 52H177V51H176ZM184 52L187 53L186 50L183 51L182 53H184ZM199 52H200V51H199ZM212 52H213V51H212ZM221 52H222V51H221ZM223 52H224V51H223ZM0 53H1V52H0ZM13 53H14V52H13ZM15 53H16V52H15ZM29 53H30V52H29ZM38 53H39V52H38ZM167 53H168V51H167ZM172 53H174V52H172ZM65 54H66V53H65ZM65 54H64V55H65ZM75 54H76V53H75ZM201 54H202V53H201ZM218 54H220V53H218ZM44 55H45V54H44ZM51 55H52V54H51ZM59 55H60V54H59ZM95 55H96V54H95ZM167 55H168V54H167ZM170 55H171V53H170ZM175 55H176V54L174 53V56H175ZM186 55H187V54H186ZM202 55H203V54H202ZM206 55H207V54H206ZM206 55H205V56H206ZM214 55H215V54H214ZM222 55H223V53H222ZM165 56H166V55H165ZM174 56H173V58H174ZM176 56H177V55H176ZM183 56H184V55H183ZM210 56H212V55L210 54ZM215 56H217V55H215ZM219 56H220V55H219ZM45 57H46V56H45ZM52 57L54 58L53 55H52ZM52 57H51V58H52ZM167 57H168V56H167ZM167 57H166V58H167ZM178 57H179V56H178ZM178 57H177V58H178ZM180 57H181V55H180ZM185 57H186V56H185ZM201 57H202V56H201ZM207 57H209V56H207ZM217 57H218V56H217ZM2 58H3V57L0 58V61H1ZM96 58H97V57H96ZM99 58H100V57H99ZM169 58H170V57H169ZM169 58H167V59H169ZM173 58H172V61L174 62ZM186 58H187V57H186ZM195 58H196V57H195ZM199 58H200V57H199ZM214 58H215V57H214ZM220 58H221V57H220ZM43 59H44V58H43ZM83 59H84V57H83ZM88 59H89V58H88ZM145 59H146V58H145ZM175 59H176V58H175ZM183 59H184V58H183ZM204 59H205V58H204ZM222 59H223V58H222ZM49 60H51V59H49ZM159 60H160V59H159ZM180 60H182V59H180ZM184 60H185V59H184ZM206 60H209V59H206ZM216 60H217V59H216ZM2 61L4 62V58H3ZM84 61H85V60H84ZM177 61H179V60H177ZM185 61H186V60H185ZM199 61H200V60H199ZM213 61H214V63H215V60H213ZM223 61H224V60H223ZM12 62H13V61H12ZM55 62H56V61H55ZM163 62H164V61H163ZM179 62H180V61H179ZM181 62H183V61H181ZM181 62H180V63H181ZM219 62H220V61H219ZM252 62H253V61H252ZM73 63H74V62H73ZM167 63H168V62H167ZM171 63H172V62H171ZM175 63H176L175 65H177V64L180 65V63H177V62H175ZM198 63H199V62H198ZM223 63H224V62H223ZM223 63H221L222 66L224 65ZM248 63H249V62H248ZM255 63H256V62H255ZM255 63H254V64H255ZM2 64H3V63L1 62V65H2ZM23 64H24V63H23ZM25 64H26V63H25ZM153 64H154V63H153ZM169 64H170V63H169ZM169 64H167V66H169ZM173 64H174V63H173ZM182 64H183V63H182ZM29 65H30V64H29ZM74 65H75V64H74ZM162 65H163V64H162ZM163 66H164V65H163ZM187 66H188V65H187ZM0 67H1V66H0ZM169 67H170V66H169ZM171 67H172V66H171ZM174 67H175V66H173V68H174ZM178 67H179V66H178ZM238 68H239V67H238ZM236 69H237V66H236ZM241 69H242V67H241ZM244 69H245V68H244ZM230 70H231V69H230ZM233 70L236 71L235 69H232V71H233ZM246 70H247V69H246ZM237 71H238V70H237ZM237 71H236V72H237ZM239 71H240V68H239ZM18 72H19V71H18ZM165 72H166V71H165ZM252 72H253V71H252ZM255 72H256V71H255ZM167 73H168V72H167ZM243 73H244V72H243ZM247 73H248V72H247ZM16 74H17V72H16ZM143 74H144V73H143ZM245 74H246V73H245ZM53 75H54V74H53ZM155 75H156V74H155ZM243 75H244V74H243ZM251 75H252V74H251ZM254 75H255V74H254ZM263 75H264V74H263ZM97 76H98V75H97ZM141 76H142V75H141ZM168 77H169V76H168ZM230 77H231V76H230ZM244 77H245V75H244ZM247 77H248V76H247ZM247 77H245L244 80H246ZM257 77H258V76H257ZM98 78H99V77H98ZM170 78H171V77H170ZM252 78H254V77L252 76ZM255 78H256V77H255ZM255 78H254V79H255ZM144 79H145V78H144ZM149 79H150V78H149ZM248 79H249V78H248ZM250 79H251V78H250ZM161 80H162V79H161ZM163 80H164V79H163ZM261 80H262V79H261ZM158 81H159V80H158ZM164 81H165V80H164ZM161 82H162V81H161ZM230 82H231V80H230ZM258 82H259V81H258ZM159 83H160V82H159ZM157 84H158V83H157ZM160 84H161V83H160ZM248 84H249V82H248ZM255 84H256V83H255ZM152 86H153V85H152ZM158 86H159V85H158ZM161 86H162V84H161ZM189 86H190V85H189ZM163 87H164V85H163ZM180 87H181V86H180ZM182 87H183V86H182ZM154 88H156V87H154ZM159 88H160V87H159ZM183 88H184V87H183ZM189 88H190V87H189ZM157 89H158V88H157ZM178 89H179V88H178ZM186 89L188 90V88H186ZM186 89H185V90H186ZM250 89H251V88H250ZM182 90H184V89H182ZM243 90H244V89H243ZM96 91H97V90H96ZM133 91H135V90H133ZM188 91H189V90H188ZM188 91H187V93H190V94L192 93V92H188ZM190 91H192V87L190 88ZM197 91H200V90H197ZM166 92H168V91H166ZM166 92H165V94H166ZM177 92H178V91H177ZM177 92H176V93H177ZM181 92H182V91H181ZM237 92H238V91H237ZM241 92H242V91H241ZM248 92H249V91H248ZM97 93H98V92H97ZM179 93H180V92H179ZM193 93H194V92H193ZM197 93H198V92H197ZM169 94H171V93H169ZM177 94H178V93H177ZM184 94H185V93L183 92V95L180 96V101H184V102H185V103L182 104V105L185 107V109H186V108H188V109L190 108V107H188V105H190V106L194 109V106L197 105L196 103H197L198 100L195 98L196 101H194L193 99H194L195 96H194L193 99H192V98L188 97L186 94H185V95H184ZM102 95H103V94H102ZM163 95H164V94H163ZM163 95H162V96H163ZM179 95H180V94H179ZM179 95H177V96H179ZM199 95H200V93H199ZM199 95H196L197 98H198ZM203 95H204V94H203ZM240 95H241V94H240ZM244 95H245V94H244ZM99 96H101V94H99ZM169 96H170V95H169ZM173 96H174V95H173ZM173 96H172V98H173ZM189 96H190V95H189ZM191 96H192V94H191ZM236 96H237V95H236ZM246 96H247V95H246ZM102 97H103V96H102ZM201 97H202V96H201ZM201 97H200V98H201ZM19 98H20V97H19ZM44 98H45V97H44ZM172 98H171V99H172ZM242 98H243V97H242ZM164 99H167V98H164ZM164 99H163V100H164ZM174 99H176V102H177V98H174ZM45 100H46V99H45ZM161 100H162V98H161ZM169 100H170V99H169ZM169 100H168V102H169ZM239 100H240V98H239ZM241 100L243 101V100H245V99L243 98V99H241ZM6 101H7V100H6ZM18 101H19V100H18ZM98 101H99V100H98ZM98 101H97V102H98ZM105 101H107V100H105ZM172 101H175V100H172ZM172 101H171V102H172ZM204 101H205V100H204ZM237 101H238V100H237ZM246 101H247V100H246ZM3 102H4V101H3ZM163 102H164V101H163ZM235 102H236V101H235ZM235 102H234V103H235ZM5 103H6V102H5ZM7 103H8V102H7ZM12 103H13V101H12ZM12 103H11V104H12ZM24 103H25V102H24ZM24 103H23V105H24ZM26 103L28 104V102H26ZM215 103H216V101H215ZM239 103H241V102L239 101ZM244 103H245V101H244ZM16 104H17V103H16ZM16 104H15V105H16ZM161 104H162V103H161ZM174 104H176V103H174ZM217 104H218V103H217ZM156 105H157V104H156ZM156 105H155V106H156ZM242 105H243V104L241 103L240 107H242ZM2 106H3V105H2ZM18 106H19V105H18ZM199 106H200V105H199ZM219 106H220V105H219ZM24 107H25V106H24ZM26 107H27V106H26ZM26 107H25V108H26ZM156 107H157V106H156ZM158 107H160V105H159ZM215 107H217V106H215ZM237 107H238V106H237ZM3 108H4V107H2V110H3ZM196 108H197V106H196ZM201 108H202V106H200V109H201ZM205 108H207V107H205ZM205 108H204V109L202 108V109L205 110ZM212 108H213V107H212ZM245 108H246V107H245ZM258 108H259V107H258ZM16 109H18V108H16ZM183 109H184V108H183ZM198 109H199V107H198ZM200 109H199V110H200ZM207 109H210L209 111L212 112L214 108L211 109V106H210V108H207ZM241 109H242V108H241ZM13 110H14V107H13ZM203 110H201L200 112H198V110H197L198 114H200V118H199L200 120H202L203 117H204V115H205V114H203V112H205V111H203ZM211 110H212V111H211ZM260 110H261V109H260ZM4 111H5V113L8 112V110H5V109H4ZM4 111H3V113H4ZM18 111H19V109H18ZM59 111H61V110H59ZM191 111H192V109H191ZM194 111H195V110H194ZM194 111H193V112H194ZM207 111H208V110H207ZM218 111H219V110H218ZM1 112H2V111H1ZM214 112H217V111L214 110ZM256 112H257V111H256ZM10 113H11V112H10ZM10 113H9V114H10ZM15 113H17V111H16ZM54 113H55V112H53L51 115H53ZM186 113H187V112H186ZM208 113H209V112H208ZM212 113H213V112H212ZM219 113H221V112H219ZM222 113H224V112H222ZM1 114H2V113H1ZM13 114H14V111H13L12 115H13ZM18 114H19V113H18ZM18 114H17V117L19 116ZM71 114H72V113H71ZM202 114H203V115H202ZM213 114H214V113H213ZM2 115H3V114H2ZM2 115H0V116H2ZM6 115H7V114H6ZM10 115H11V114H10ZM12 115H11V116H12ZM191 115H193L192 112H191ZM196 115H197V114H196ZM209 115H210V114H209ZM211 115H212V114H211ZM223 115H224V114H223ZM257 115H258V114H257ZM260 115H261V114H260ZM13 116H14V115H13ZM15 116H16V115H15ZM54 116H55V114H54ZM72 116H73V114H72ZM187 116H188V115H187ZM193 116H194V115H193ZM220 116H221V115H220ZM8 117H9V115H8ZM60 117H61V116H60ZM68 117H70V116L68 115ZM68 117H67V118H68ZM208 117H209V116H208ZM212 117H213V115H212ZM218 117H219V115H218ZM223 117H224V119H225V116H223ZM223 117H222V118H223ZM5 118H7V116H5ZM54 118H55V117H54ZM62 118L64 119V117H62ZM70 118H72V117H70ZM189 118H190V117H189ZM189 118H188V119H187V118L184 119V123H185V124H183V126H181V127H183V128L185 129V134H187L188 129H191V128H187V125H186V124H188V126H189V125H191L192 123H197V122H198V121H197V122H194V121L191 122V121H192L191 119L196 120V117H195V116H194L193 118H191V119H189ZM210 118H211V117H210ZM263 118H264V115H263ZM3 119H4V118H3ZM3 119H2V120H3ZM9 119H10V118H8L7 120H8V121L12 120V118H11L10 120H9ZM50 119H52V118H50ZM60 119H61V118H60ZM206 119H208V118L206 117L205 120H203V122L206 121ZM2 120H1V121H2ZM5 120H6V119H5ZM65 120H67V119H65ZM160 120H161V121H160L159 124H157L159 121L156 123V124H157V127H153V128H154V133H155L154 135H156L157 138L160 139V140H156V138H155V140L157 141L156 144H157L158 142H159V144H164V143H166L167 141H170V140H171V139H170V138H171L170 136L173 134V133L171 134V132H174V131H175L174 129H178V128H179V127H178V128L175 127V126H178L179 123H178L177 125H175L174 123H172V121H171V115H170V114H169V116H168L167 118L160 119ZM208 120H209V119H208ZM210 120H212V119H210ZM213 120H214V118H213ZM218 120H219V119H217V121H218ZM13 121H14V120H13ZM45 121H46V120H45ZM50 121H51V120H50ZM54 121H55V120H54ZM63 121H64V120H63ZM67 121L69 122V119H68ZM154 121H155V120H154ZM215 121H216V120H215ZM217 121H216V122H217ZM219 121H220V120H219ZM239 121H240V120H239ZM37 122H38V121H37ZM48 122H49V121H48ZM51 122H52V121H51ZM55 122H56V121H55ZM55 122H54V123H55ZM65 122H66V121H65ZM152 122H153V120H152ZM200 122H201V121H200ZM200 122H199V123H200ZM233 122H234V121H233ZM235 122H236V124H237V121H235ZM3 123H4V122H3ZM46 123H47V122H46ZM52 123H53V122H52ZM66 123H67V122H66ZM150 123H151V122H150ZM153 123H154V122H153ZM153 123H152V125H153ZM218 123H219V122H218ZM239 123H240V122H238V124H239ZM44 124H45V123H44ZM48 124H49V123H48ZM63 124H64V123H63ZM154 124H155V123H154ZM181 124H182V122H181ZM197 124H198V123H197ZM208 124H209V123H208ZM214 124H215V123H214ZM220 124H221V125H220ZM46 125H47V124H46ZM55 125H56V123L54 124V126H55ZM92 125H93V124H92ZM192 125H193V124H192ZM200 125H202V123H201ZM210 125H213V124H210ZM216 125H217V124H216ZM219 125H220V126H217V128L219 127V129H220V127H223V126H222V123H219ZM232 125H234V124H232ZM44 126H45V125H44ZM47 126H48V125H47ZM54 126H52V127L54 128ZM57 126H58V125H57ZM68 126H69V125H68ZM93 126H94V125H93ZM93 126H92V127H93ZM95 126H97V125H95ZM98 126H99V125H98ZM149 126H150V125H149ZM213 126H214V125H213ZM20 127H21V126L19 125L18 128H20ZM23 127H24V125H23ZM45 127H46V126H45ZM58 127H59V126H58ZM60 127H61V126H60ZM63 127H65V125H63ZM190 127H191V126H190ZM193 127H194V126H193ZM195 127H197V126L195 125ZM226 127H227V125H226ZM229 127L231 128V125H230ZM229 127H228V128H229ZM236 127H237V125H236ZM4 128H5V127H4ZM67 128H68V127H67ZM200 128H201V127H200ZM214 128H215V127H214ZM230 128H229V129H230ZM5 129H6V128H5ZM20 129H21V128H20ZM25 129H26V128H25ZM54 129H55V128H54ZM59 129H60V128H59ZM162 129H163V134H161V130H162ZM192 129H193V128H192ZM192 129H191V130H192ZM194 129H195V128H194ZM223 129H224V127H223ZM226 129H227V128H225V130H226ZM233 129H235V128H233ZM237 129H238V128H237ZM239 129H240V128H239ZM239 129H238V132H239ZM15 130H16V129H15ZM23 130H24V129H23ZM46 130H47V129H46ZM48 130H49V128H48ZM56 130H58V129L56 128ZM61 130H62V129H61ZM191 130H190V131H191ZM207 130H208V129H207ZM212 130H213V129H212ZM217 130H218V129H217ZM217 130H216V131H217ZM242 130H243V129H242ZM8 131H9V130H8ZM11 131H12V130H11ZM42 131H44V130H42ZM51 131H52V130H51ZM51 131H48V133L50 132V134H51ZM54 131H55V130H54ZM65 131H66V130H65ZM180 131H181V130H180ZM186 131H187V132H186ZM240 131H241V130H240ZM246 131H247V130H246ZM254 131H255V130H254ZM263 131H264V130H263ZM13 132H14V129H13ZM16 132H17V131H16ZM20 132H21V131H20ZM55 132H57V131H55ZM152 132H153V131H152ZM195 132L197 133L196 130H195ZM214 132H215V131H214ZM224 132H225V131H224ZM230 132H231V129H230ZM232 132H233V131H232ZM232 132H231V133H232ZM234 132H235V131H234ZM251 132H252V131H251ZM258 132H259V131H258ZM5 133L7 134V131H6ZM18 133H19V132H18ZM24 133H25V131H24ZM24 133L22 132L23 135H24ZM32 133H33V132H32ZM60 133H61V132H60ZM182 133H184V131H183ZM188 133H191V132H188ZM192 133H193V132H192ZM192 133H191V134H192ZM198 133H199V132H198ZM198 133H197V134H198ZM202 133H204V132H202ZM220 133L222 134L223 132L221 131ZM220 133H219V134H220ZM225 133H226V132H225ZM225 133L222 134V135H225ZM242 133H243V132H242ZM246 133H247V132H246ZM246 133H245V134H246ZM254 133H255V132H254ZM1 134H2V133H1ZM88 134H89V133H88ZM174 134H175V137H174V135H172V136H173V138H176V133H174ZM179 134H180V132H179ZM193 134H194V133H193ZM197 134H196V135H197ZM221 134H220V137H222ZM228 134H229V133H228ZM228 134L226 133V136H227ZM234 134H235V133H234ZM257 134H258V133H257ZM260 134H261V133H260ZM260 134H259V135H260ZM4 135H5V134H4ZM7 135H8V134H7ZM10 135H11V133H10ZM13 135H14V134H13ZM18 135H19V134H18ZM23 135H22V136L20 135V138H22ZM33 135H34V134H33ZM55 135H58V134H55ZM85 135H86V134H85ZM188 135H189V134H188ZM201 135H204V134H201ZM230 135H231V134H230ZM236 135H237V133H236ZM239 135H240V133H239ZM241 135H242V134H241ZM250 135H252V134H250ZM254 135H255V134H254ZM16 136H17V135H16ZM35 136H36V135H35ZM62 136H63V135H62ZM86 136H87V135H86ZM177 136H178V134H177ZM185 136H186V135H185ZM190 136H191V135H190ZM193 136H194V135H193ZM197 136H198V135H197ZM256 136L258 137V135H256ZM28 137H29V136H28ZM28 137L26 136V138H28ZM46 137L49 138L48 135H47ZM179 137H180V135H179ZM179 137H178V139H179ZM223 137H224V136H223ZM227 137H228V136H227ZM247 137H248V136H247ZM247 137L244 136V138H247ZM254 137H255V136H253V138H254ZM257 137H256V138H257ZM0 138H1V136H0ZM2 138H3V137H2ZM4 138H5V137H4ZM17 138H18V137H17ZM30 138H32V137L30 136ZM33 138L35 139V137H33ZM52 138H53V137H52ZM61 138H62V137H61ZM121 138H122V137H121ZM181 138H182V137H181ZM195 138H196V137H195ZM250 138H252V137L250 136ZM259 138H260V136H259ZM6 139H7V138H6ZM18 139H19V138H18ZM18 139H17V140H18ZM22 139L24 140L25 138H22ZM50 139H51V138H50ZM64 139H65V138H64ZM83 139H84V138H83ZM124 139H125V138H124ZM169 139H170V140H169ZM242 139H243V138H242ZM1 140H2V139H1ZM7 140H8V139H7ZM30 140H31V139H30ZM39 140H40V138H39ZM57 140H58V139H57ZM60 140H61V139H60ZM66 140H67V138H66ZM84 140H86V139H84ZM173 140H174V139H172L171 143L173 142ZM222 140H223V139H222ZM239 140H241V139H239ZM246 140H250V142H251V140H253V139H249V138H247ZM254 140H255V138H254ZM258 140H260V139H258ZM263 140H264V139H263ZM5 141H6V140H4V142H5ZM8 141H10V139H9ZM13 141H14V144L17 142V141L15 142V139H14ZM18 141H19V140H18ZM20 141L22 142L21 139H20ZM25 141H26L25 143H27V139H26ZM45 141H46V140L43 141V142H44V146H45ZM53 141H55V140L53 139ZM53 141H52V143H53ZM63 141H65V140H63ZM63 141H62V143H63ZM82 141H83V140H82ZM175 141H178V140H175ZM260 141H261V140H260ZM1 142H3V141H1ZM4 142H3V143H4ZM6 142H7V141H6ZM10 142H11V141H10ZM29 142H30V141H29ZM49 142H50V141H49ZM73 142L75 143V141H73ZM95 142H96V141H95ZM97 142H99V141H97ZM153 142H154V140H153ZM240 142H241V141H240ZM242 142H243V141H242ZM244 142H248V141H245V140H244ZM18 143H19V142H18ZM32 143H33V142H32ZM34 143H35V140H34ZM41 143H42V142H41ZM41 143H40V144H41ZM46 143H48V142H46ZM52 143H51V144H52ZM54 143H55V145H56V144L59 143V142L56 143V141H55ZM54 143H53V144H54ZM65 143L68 144V145H70V143H71L72 145L74 144V143H72V141H71L70 143H68V140H67ZM76 143H77V142H76ZM171 143H170V144L167 143V144L170 146ZM178 143H179V141H178ZM248 143H249V142H248ZM253 143H254V141H253ZM257 143H259V142H257ZM257 143H255V144H257ZM10 144H11V143H10ZM40 144H39V146H40ZM63 144H64V143H63ZM82 144H83V142H82ZM97 144L99 145V143H97ZM167 144H166V145H167ZM245 144H246V143H245ZM263 144H264V142H263ZM1 145H2V144H1ZM3 145H4V144H3ZM5 145H6V144H5ZM25 145H26V148H27V145H29V144H25ZM30 145H31V144H30ZM35 145H37V144H35ZM55 145H54V146H55ZM57 145H58V144H57ZM57 145H56V146H57ZM60 145H61V143H60ZM64 145H65V144H64ZM68 145H67V146H68ZM74 145H75V144H74ZM84 145H86V143H85ZM84 145H83V147H84ZM94 145H95V144H94ZM94 145H93V146H94ZM98 145H97V146H98ZM173 145H174V144H173ZM173 145H172L171 148H173ZM175 145H176V144H175ZM247 145H248V144H247ZM250 145H251V144L249 143V146H250ZM259 145H260V144H259ZM6 146H7V145H6ZM11 146H12V145H11ZM23 146H24V145H23ZM42 146H43V144H42L40 147H42ZM46 146H47V145H46ZM46 146H45V147H46ZM48 146H49V145H48ZM61 146H62V145H61ZM75 146L78 147L77 144H76ZM80 146H81V145H80ZM80 146H79V147H80ZM87 146H88V145H87ZM87 146H86V147H87ZM169 146H167V149H168ZM196 146H197V145H196ZM198 146H199V144H198ZM254 146H255V145H254ZM256 146H257V145H256ZM256 146H255V147H256ZM261 146H262V144H261ZM0 147H1V146H0ZM15 147H16V145H15ZM17 147H18V144H17ZM17 147H16V148H17ZM32 147H33V146H32ZM37 147H38V146H37ZM45 147H44L43 151H42V149H41V152H42V153L44 152ZM52 147H53V146H52ZM58 147H59V146H58ZM58 147H57V148H58ZM86 147H84V148H86ZM89 147H91V148H89ZM89 147H88V148L91 149L90 151H92V149H93L92 146H89ZM94 147H96V145H95ZM114 147H115V146H114ZM116 147H117V146H116ZM162 147H163V149H165L164 146H162ZM174 147H175V146H174ZM241 147H242V146H241ZM250 147H252V149L254 148L253 145L250 146ZM263 147H264V146H263ZM2 148H3V147H2ZM8 148H9V146H8ZM11 148H13V147H11ZM11 148H10V149H11ZM33 148H35V146H34ZM47 148H48V147H47ZM49 148H50V147H49ZM55 148H56V147H55ZM57 148H56V149H57ZM60 148H61V147H60ZM68 148L70 149L71 147L69 146ZM68 148L65 147V149H64V147H63L62 149L67 150ZM73 148H75V147L72 146V149H73ZM117 148H118V147H117ZM144 148H145V147H144ZM243 148H244V147H243ZM258 148H259V147H258ZM3 149H4V148H3ZM3 149H1L2 152H3ZM17 149H18V148H17ZM24 149H25V147H24ZM28 149H29V148H28ZM52 149H53V148H52ZM79 149H80V148H79ZM79 149H78V150H79ZM95 149H96V148H95ZM100 149H101V148H100ZM109 149H111V146H110ZM160 149H161V148H160ZM169 149H170V148H169ZM254 149H255V151H256V150H259V149H257V148H254ZM11 150H12V149H11ZM18 150L20 151L21 149H18ZM26 150H27V149H26ZM29 150H30V149H29ZM37 150L39 151V149H37ZM50 150H51V149H50ZM60 150H61V149H60ZM87 150H88V149H87ZM87 150H85V151H87ZM98 150H99V149H98ZM98 150H97V152H100V150H99V151H98ZM111 150H113V147H112ZM124 150H125V149H124ZM165 150H166V149H165ZM196 150H198V148H197ZM217 150H218V149H217ZM227 150H229V149H227ZM261 150H262V148H261ZM23 151H24V150H23ZM23 151H22V152H23ZM32 151H33V150H32ZM34 151H35V150H34ZM34 151H33V152H34ZM46 151L49 152V150H46ZM53 151H54V150H53ZM53 151H52V152H53ZM57 151H58V150H57ZM70 151H71V150H70ZM73 151H74V150H73ZM75 151L77 152V148H76ZM80 151H81V150H80ZM82 151L84 152V150H82ZM88 151H89V150H88ZM101 151H102V149H101ZM113 151H114V150H113ZM125 151H126V150H125ZM154 151H155V153H156L157 150H154ZM160 151L163 152V150H160ZM198 151H199V150H198ZM224 151H226V150H224ZM224 151H222V152H224ZM255 151H254V152H255ZM5 152H7V150H6ZM17 152H18V151H16V153H17ZM28 152H29V151H28ZM63 152H64V151H63ZM76 152H74V153H76ZM126 152H128V151H126ZM126 152H125L124 154H127ZM131 152H132V151H131ZM144 152H146V151H144ZM147 152H148V151H147ZM147 152H146V154H147ZM171 152H172V150H171ZM213 152H214V151H213ZM213 152H212V153H213ZM218 152H219V151H218ZM236 152H237V151H236ZM12 153H15V152H12ZM20 153H21V152H20ZM36 153H37V152H36ZM55 153L57 154V152H55ZM114 153H115V152H114ZM148 153H150V152H148ZM155 153H154V154H155ZM164 153H165V152H164ZM164 153H163V154H164ZM166 153H167V152H166ZM190 153H191V152H190ZM190 153H189V156L191 155ZM219 153H220V152H219ZM237 153H238V152H237ZM6 154H7V153H6ZM9 154H10V153H9ZM21 154H22V153H21ZM38 154H39V152H38ZM38 154H34L35 156L37 155L36 158L39 157L40 154H39V155H38ZM50 154H51V152H50ZM50 154H49V155H50ZM65 154H66V153H65ZM70 154H71V152H70ZM99 154H100V153H99ZM103 154H104V153H102L101 155H103ZM152 154H153V153H152ZM156 154H157V153H156ZM216 154H218V153L215 152V155H216ZM240 154H242V153H240ZM243 154H244V153H243ZM3 155H4V154H3ZM28 155H29V154H28ZM51 155H52V154H51ZM53 155H54V154H53ZM58 155H59V153H58ZM60 155H61V154H60ZM60 155H59V156H60ZM66 155H68V153H67ZM75 155H77V154H75ZM75 155H74V156H75ZM150 155H151V154H150ZM158 155H159V154H157V156H158ZM164 155H165V154H164ZM167 155H169V154H167ZM212 155H213V154H212ZM219 155H221V154H219ZM219 155H218V156H219ZM234 155H235V152H234ZM1 156H2V155H1ZM6 156H7V155H6ZM42 156H43V155H42ZM42 156H41V159H42ZM44 156H45V155H44ZM44 156H43V157H44ZM63 156H65V155H63ZM68 156H69V155H68ZM144 156H145V155H144ZM146 156H148V155H146ZM151 156H152V155H151ZM157 156H156V157H157ZM170 156H171V154H170ZM209 156H210V151H209L208 157H209ZM216 156H217V155H216ZM218 156H217V157H218ZM235 156H236V155H235ZM238 156H239V155H238ZM242 156H244V155H242ZM252 156H253V155H252ZM15 157H16V156H15ZM24 157H25V155H24ZM60 157H61V156H60ZM70 157H73V155L71 154ZM167 157H169V156H167ZM213 157H214V156H213ZM2 158H3V157H2ZM2 158H1L0 161H3ZM19 158H20V156H19ZM22 158H23V157H22ZM58 158H59V157H58ZM73 158H74V157H73ZM130 158H132V156H131ZM144 158H145V157H144ZM147 158H148V157H147ZM158 158H160V156H159ZM163 158H164V157H163ZM189 158H190V157H189ZM39 159H40V158H39ZM41 159H40V160H41ZM45 159H46V158H45ZM47 159H50V158H47ZM51 159H52V156H51ZM68 159H69V158H68ZM76 159H77V161H78V156H77ZM134 159H135V158H134ZM145 159H146V158H145ZM148 159H149V158H148ZM165 159H166V157H165ZM168 159H170V158H168ZM168 159H167V160H168ZM186 159H187V158H186ZM190 159H191V158H190ZM209 159H212V157H211V158L209 157ZM227 159H229V158H227ZM240 159H241V156H240ZM17 160H19V159H17ZM17 160H16V161H17ZM21 160H25V158H24V159H21ZM42 160H44V159H42ZM61 160H62V158H61ZM64 160H66V159H64ZM71 160H72V158H71ZM191 160H192V159H191ZM231 160H232V159H231ZM237 160H238V159H237ZM237 160H235V159L232 160V161H231L232 164L235 165L236 163H238ZM4 161H5V160H4ZM4 161H3V162H4ZM10 161H11V159H10ZM34 161H35V160H34ZM44 161H45V160H44ZM67 161H68V160H67ZM69 161H70V160H69ZM73 161H74V159H73ZM75 161H76V160H75ZM79 161H80V160H79ZM145 161H146V160H145ZM149 161L151 162V160H149ZM155 161H157V160H155ZM163 161H164V160H163ZM163 161H162V163H163ZM32 162H33V160H32ZM38 162H39V161H38ZM59 162H60V161H59ZM63 162H64V161H63ZM98 162H99V160H98ZM142 162H143V161H142ZM153 162H154V161H153ZM159 162H160V161H158V163H159ZM164 162H165V161H164ZM190 162H191V161H190ZM11 163H12V162H11ZM15 163H16V162H15ZM23 163H24V162H23ZM23 163H22V164H23ZM40 163H41V161H40ZM40 163H39V165L42 164V163H41V164H40ZM45 163H46V162H45ZM45 163H43V164L46 166ZM47 163H48V162H47ZM54 163H55V162H54ZM61 163H62V161H61ZM68 163H69V162H68ZM158 163L156 162V164H158ZM166 163H167V161H166ZM166 163H164V164H162V165H165ZM188 163H189V162H185V166L182 167L183 169L180 167L181 170L188 171V169H191V168H187V167H188ZM203 163H204V162H203ZM6 164H7V162H6ZM6 164H5V165H6ZM16 164H18V163H16ZM33 164H37V163L34 162V163H32V165H33ZM51 164H52V163H51ZM58 164H60V163H58ZM63 164H64V163H63ZM63 164H62V165H63ZM65 164H66V163H65ZM78 164H79V162H77L76 165H78ZM96 164H97V163H96ZM147 164H148V163H147ZM151 164H152V163H151ZM159 164H161V163H159ZM3 165H4V163H3ZM3 165H2V166H3ZM5 165H4V166H5ZM24 165H25V164H24ZM32 165H31V166H32ZM37 165H38V164H37ZM52 165H54V164H52ZM66 165H67V164H66ZM153 165H155V164H153ZM162 165H161V166H162ZM166 165H167V164H166ZM2 166H0V167H2ZM4 166H3V167H4ZM41 166H42V165H41ZM41 166H40V167H41ZM47 166H48V165H47ZM59 166H61V165H59ZM78 166H79V165H78ZM80 166H81V164H80ZM83 166H84V165H83ZM95 166H96V165H95ZM120 166H121V165H120ZM129 166H130V165H129ZM159 166H160V165H159ZM3 167H2V168H3ZM5 167H6V166H5ZM12 167H13V166H12ZM21 167H22V166H21ZM33 167H34V166H33ZM33 167H32V168H33ZM52 167H53V166H52ZM54 167H56V169H57V165L54 166ZM65 167H66V166H65ZM71 167H72V165H71ZM84 167H86V166H84ZM99 167H100V165H99ZM116 167H117V166H116ZM121 167H122V166H121ZM123 167H124V165H123ZM132 167H133V166H132ZM177 167H178V166H177ZM16 168H17V167H16ZM36 168H37V167H34V169H36ZM62 168H63V166H62ZM117 168H118V167H117ZM134 168H135V167H134ZM136 168H137V167H136ZM136 168H135V169H136ZM165 168H166V167H165ZM20 169H21V168H20ZM40 169H41V168H39V171H40ZM51 169H52V168H51ZM56 169H55V170H56ZM58 169H60V168L58 167ZM58 169H57V173H58ZM66 169L68 170V169H69V166H67ZM66 169H65V170H66ZM80 169H81V168H79V170H80ZM100 169H102V167H100ZM100 169H99L98 171H100ZM111 169H112V171H114V170H113L114 168H111ZM138 169H139V168H138ZM161 169H162V168H161ZM163 169H164V166H163ZM173 169H175V168H173ZM17 170H18V169H17ZM22 170H24V169H22ZM42 170H43V168H42ZM45 170H46V169H45ZM61 170H62V172H63V169H61ZM67 170L64 171L65 174H68ZM77 170H78V169H77ZM102 170H103V169H102ZM157 170L159 171V169H157ZM175 170H176V169H175ZM27 171H28V170H27ZM29 171H31V170H29ZM32 171H33V170H32ZM43 171H44V170H43ZM88 171H90V170H88ZM98 171H96V172H98ZM130 171H131V170H129V172H130ZM167 171H168V170H167ZM172 171H173V170H172ZM185 171H183V173H184ZM193 171H194V170H193ZM2 172H3V171H2ZM6 172H7V171H6ZM8 172H9V169H8ZM8 172H7V173H8ZM10 172H11V171H10ZM20 172H22V171H20ZM101 172H102V171H100L99 173H101ZM119 172H120V171H119ZM121 172H122V171H121ZM132 172H133V173H136L137 171H132ZM141 172H143V171H140V173H141ZM156 172H157V171H156ZM178 172H179V171H178ZM180 172H181V171H180ZM4 173H5V172H4ZM37 173H38V171H37ZM75 173H76V172H75ZM80 173H81V172H80ZM88 173H90V172H88ZM114 173H115V172H114ZM133 173H132V174H133ZM138 173H139V172H138ZM169 173H170V172H169ZM169 173H168V175H169ZM183 173H181V174H183ZM194 173H195V172H194ZM12 174H13V173H12ZM14 174H16V173H14ZM18 174H20V173L18 172ZM18 174H16V175L18 176ZM30 174H31V173H30ZM39 174H41V173L39 172ZM44 174H46V173H44ZM61 174H62V173H61ZM61 174H58V175H61ZM65 174H64V175H65ZM91 174H92V171H91ZM115 174H116V173H115ZM119 174H120V173H119ZM136 174H137V173H136ZM161 174H162V173H161ZM176 174H177V173H176ZM179 174H180V173H179ZM186 174H187V176H189L188 174H190V173H187V172H186ZM191 174L193 175V173H191ZM4 175H5V174H4ZM4 175H3V177H4ZM24 175H25V174H24ZM28 175H29V174H28ZM64 175H62V176H64ZM78 175H80V174H78ZM93 175H95V174H93ZM112 175H113V173H112ZM116 175H117V174H116ZM141 175H142V173H141ZM183 175L185 176V174H183ZM17 176H16V177H17ZM20 176H21V175H20ZM33 176H34V175H33ZM66 176H67V175H66ZM85 176H86V175H85ZM85 176H84V173H83V175L81 174V181H85L84 183L86 184V183H87V182H86L87 180H86ZM126 176H127V175H126ZM156 176H157V175H156ZM169 176H170V175H169ZM176 176H178V175H176ZM196 176H197V174H196L194 177L196 178ZM0 177H1V176H0ZM5 177H7V176H5ZM5 177H4V178H5ZM13 177H14V176H13ZM31 177H32V176H31ZM59 177H61V176H59ZM108 177H109V176H108ZM128 177H129V176H128ZM128 177H127V179H128ZM154 177H155V176H154ZM157 177L159 178V176H157ZM172 177H173V176H172ZM24 178H25V177H24ZM29 178H30V177H29ZM33 178H36V176H34ZM61 178H62V177H61ZM72 178H73V177H72ZM76 178H77V177H76ZM116 178H117V176H116ZM122 178H123L124 180H127V179H125L124 177H122ZM133 178H134V177H133ZM141 178H142V176H141ZM155 178H156V177H155ZM160 178H163V177H160ZM160 178H159V179H160ZM164 178H166V177H164ZM168 178H169V177H168ZM168 178H167V179H168ZM184 178H185V177H184ZM2 179H3V178L1 177L0 181H1ZM10 179H11V178H10V176H9V180H10ZM31 179H32V178H31ZM31 179H30V180H31ZM36 179H38V178H36ZM36 179H34V180H36ZM41 179H42V178H41ZM63 179H64V178H63ZM113 179H114V178H113ZM130 179H131V177H130ZM139 179H140V177H139L137 180H139ZM156 179H157V178H156ZM159 179H158V180H159ZM170 179H172V178H170ZM186 179H188V177H186ZM186 179H185V181H186ZM192 179H193V177H192ZM12 180H13V179H11V182H12ZM14 180H16V178H15ZM18 180H19V179H18ZM38 180H39V179H38ZM38 180H37V182H39ZM55 180H56V179H55ZM71 180H73V179H71ZM111 180H112V179H111ZM111 180H110V181H111ZM128 180H129V179H128ZM134 180H136V178H135ZM134 180H133V182H134ZM137 180H136V181H137ZM154 180H155V179H154ZM161 180H162V179H160V181H161ZM164 180L166 181V179H164ZM164 180H162V181H164ZM180 180H181V179H180ZM183 180H184V179H183ZM24 181H26V180H24ZM24 181H23V185H27V184H25V183H26L28 180H27L26 182H24ZM48 181H49V180H48ZM73 181H74V180H73ZM112 181H113V180H112ZM112 181H111L112 184H113V183H116V180H115V179H114L115 182H114V181L112 182ZM118 181H122V180H118ZM118 181H117V182H118ZM136 181H135V182H136ZM162 181H161V182H162ZM165 181H164V182H165ZM167 181H170V180H167ZM177 181H178V180H177ZM18 182H20V181H18ZM29 182H30V181H29ZM31 182H32V181H31ZM61 182H62V180H61ZM76 182H77V181H76ZM106 182L108 183V181H106ZM130 182H131V181H130ZM172 182H173V181L171 180V183H172ZM183 182H184V181H183ZM4 183H5V182H4ZM21 183H22V182H21ZM21 183H20V184H21ZM27 183H28V182H27ZM43 183H45V182H43ZM59 183H60V181H59ZM59 183H57V184H59ZM63 183H64V182H63ZM70 183H71V182H70ZM81 183H82V182H81ZM84 183H83V184H84ZM107 183H106V185H108ZM111 183H110L109 186H111ZM118 183H119V182H118ZM118 183H116V184H118ZM136 183H137V185H138L139 181H137ZM153 183H155V181H154ZM177 183H179V182H177ZM181 183H182V182H181ZM186 183H187V181L185 182V184H186ZM9 184H10V185H13L12 183H9ZM9 184H8V185H9ZM29 184L31 185L32 183H29ZM35 184H37V183H35ZM46 184H47V183H46ZM53 184H54V183H53ZM74 184H75V183H74ZM83 184H82V185H83ZM85 184L83 185L84 187H85ZM122 184H124V185L126 186L127 183L125 184V182H123ZM156 184H157V182L155 183V186H156ZM179 184H180V183H179ZM183 184H184V183H183ZM183 184H181V185H183ZM4 185H5V184H4ZM8 185H7V186H8ZM15 185H16V187H17V184H15ZM15 185H13V186H15ZM21 185H22V184H21ZM59 185H60V184H59ZM69 185H70V184H69ZM71 185H73V184H71ZM82 185H81V186H82ZM114 185H115V184H114ZM120 185H121V184H120ZM127 185H128V184H127ZM131 185H132V184H131ZM153 185H154V184H153ZM165 185H166V184H165ZM167 185H168V184H167ZM169 185H172V184H169ZM176 185H177V184H176ZM2 186H3V185H2ZM5 186H6V185H5ZM36 186H37V185H36ZM44 186H45V185H44ZM61 186H62V185H61ZM75 186H76V189H77V187H79L80 185L77 186V184H76V185H73L72 187H75ZM81 186H80V187H81ZM103 186H104V185H103ZM117 186H118V185H117ZM117 186H116V187H117ZM125 186H124V187H125ZM155 186H154V187H155ZM174 186H175V185H173V187H174ZM11 187H12V186H11ZM23 187H25V186H23ZM27 187H28V186H27ZM33 187H34V186H33ZM42 187H43V186H42ZM45 187H47V186H45ZM63 187H64V186H63ZM67 187H68V188H69V187L71 188V186H67ZM104 187H105V186H104ZM111 187H113V188H111ZM111 187H110L111 190H110V189H109V190L106 189L107 192H108V191H112L113 189H116L114 186H111ZM118 187H120V186H118ZM118 187H117V188H118ZM126 187L128 188V187H130V186L128 185V186H126ZM126 187H125V188H126ZM175 187H176V186H175ZM178 187H179V186H178ZM178 187H177V188H178ZM6 188H7V187H6ZM6 188H5V189H6ZM17 188H18V187H17ZM38 188H39V186H38ZM101 188H102V187H101ZM122 188H123V186H122ZM130 188H131V187H130ZM151 188H152V187H151ZM156 188H157V187H156ZM5 189H3V191H4ZM27 189H29V188H27ZM33 189H35V188H33ZM45 189H46V188H45ZM52 189H53V188H52ZM78 189H79V188H78ZM103 189H104V188H103ZM144 189H145V188H144ZM170 189H171V188H170ZM178 189H180V188H178ZM0 190H1V189H0ZM8 190H9V189H8ZM10 190L12 191L11 188H10ZM22 190H24V189H22ZM25 190H26V189H25ZM36 190H37V189H36ZM42 190H43V188H42ZM50 190H51V189H50ZM74 190H75V189H74ZM79 190H81V188H80ZM79 190H78V192L80 193L81 191H79ZM118 190H120V189H118ZM118 190H113V192H114L113 195H114V196H115V194L118 192ZM123 190H124V189H123ZM134 190H135V189H134ZM152 190H154V189H152ZM156 190L159 191V188L156 189ZM172 190H174V189H172ZM180 190H181V189H180ZM182 190H183V189H182ZM1 191H2V190H1ZM11 191H10V192H11ZM16 191H17V190H16ZM27 191H28V190H27ZM27 191H26V192H27ZM33 191H35V190H33ZM40 191H41V189H40ZM43 191H44V190H43ZM46 191H48V190H46ZM76 191H77V190H76ZM76 191H75V194L78 193V192L76 193ZM124 191H125V190H124ZM169 191H170V190H169ZM177 191H178V190H177ZM10 192H9V193H10ZM12 192H13V191H12ZM17 192H20V191H17ZM21 192H22V191H21ZM21 192H20V193H21ZM38 192H39V191H38ZM38 192H36V193H38ZM53 192H55V191H53ZM64 192H65V191H64ZM67 192H68V191H67ZM70 192H71V191H70ZM70 192H69V193H70ZM72 192H73V191H72ZM102 192H103V191L101 190L100 194H101ZM104 192H106V191L104 190ZM115 192H116V193H115ZM120 192H121V190H120ZM133 192H134V191H133ZM136 192H138V190H136ZM0 193H1V192H0ZM2 193H3V192H2ZM6 193H7V192H6ZM20 193H19V194H20ZM27 193H28V192H27ZM27 193H25V194H27ZM31 193H32V192H31ZM31 193H30V195H31ZM49 193H50V192H49ZM69 193H66V194L69 195ZM110 193H111V192H110ZM122 193H123V191H122ZM148 193H149V192H148ZM168 193H169V192H168ZM171 193H172V192H171ZM33 194H34V193H32V195H33ZM40 194H41V193H40ZM40 194H39V196H40ZM47 194H48V193H46V195H47ZM66 194H64V195H62V196L65 197ZM71 194H73V193H71ZM97 194H99V193H97ZM100 194H99V196H101V195H103V196L106 195V193H105V194H101V195H100ZM123 194H124V193H123ZM139 194H140V193H139ZM4 195H5V194H4ZM6 195H8V194H6ZM30 195H29V196H30ZM37 195H38V194H37ZM50 195H51V194H50ZM73 195H74V194H73ZM113 195H111V196H113ZM117 195H118V194H117ZM117 195H116V197H118ZM120 195H122V194H120ZM120 195H119V196H120ZM124 195H125V194H124ZM174 195L176 196L177 193L174 194ZM174 195H172V196L175 198ZM195 195H196V194H195ZM198 195H199V194H198ZM8 196H10V195H8ZM13 196H14V195H13ZM22 196H23V195H22ZM22 196H21V197H22ZM24 196H26V195H24ZM24 196H23V198H24ZM43 196H44V195H43ZM70 196H72V195H70ZM84 196H86V195H84ZM107 196H108V195H107ZM107 196H106V197H107ZM127 196H128V195H127ZM133 196H134V195H133ZM150 196H151V195H150ZM168 196L170 197V195H168ZM196 196H197V195H196ZM199 196H200V195H199ZM4 197H6V196H4ZM11 197H12V196H10V198H11ZM15 197H16V195H15ZM32 197H33V196H32ZM44 197H45V196H44ZM156 197H157V196H156ZM173 197H171V198H173ZM176 197H177V196H176ZM18 198H19V197H18ZM25 198H26V197H25ZM33 198H34V201H35V196H34ZM37 198H38V197H37ZM40 198H41V200H43V199H42L43 197L40 196ZM86 198H87V196H86ZM101 198H102V197H101ZM110 198H111V197H110ZM118 198H119V197H118ZM125 198H127V197H125ZM130 198H131V197H130ZM157 198H158V197H157ZM160 198H161V197H160ZM171 198H170V199H171ZM179 198H180V197H179ZM11 199H12V198H11ZM14 199H15V198H14ZM31 199H32V198H30V200H31ZM67 199H68V198H67ZM71 199H72V198H71ZM73 199H75V198H73ZM73 199H72V200H73ZM103 199H104V198H103ZM116 199H117V198H116ZM132 199H133V198H132ZM162 199H163V198H162ZM176 199H177V198H176ZM0 200H2V199H0ZM17 200H18V199H17ZM24 200H25V199H24ZM72 200H71V201H72ZM81 200H83V199H81ZM104 200H105V199H104ZM113 200H114V198H113ZM120 200H121V196H120ZM126 200H128V198H127ZM126 200H122V201H126ZM157 200H158V199H157ZM171 200H172V199H171ZM194 200H196L195 208H197L198 211L200 210V213H203V212L205 211L206 207H207L208 201H206V200H201V199H194ZM9 201H10V200H9ZM14 201H15V200H14ZM22 201H23V200H22ZM26 201H27V199H26ZM37 201H39V200H37ZM83 201L85 202V200H83ZM83 201H82V202H83ZM87 201H89V200H87ZM105 201H106V200H105ZM128 201H129V200H128ZM132 201H133V200H131V202L129 201V203H132ZM27 202L31 203L30 201H27ZM27 202H26V203H27ZM84 202H83V203H84ZM116 202H121V201H119V199H118ZM158 202H159V200H158ZM161 202H162V201H161ZM2 203H4V206H5V207L8 206V204H9L8 201L2 202ZM12 203H13V200H12ZM23 203H24V201H23ZM39 203H40V202H39ZM39 203H38V204H39ZM42 203H43V201H42ZM66 203H67V202H66ZM78 203H79V202H78ZM113 203H114V201H113ZM169 203H170V202H169ZM14 204H15V203H14ZM18 204H19V203H18ZM24 204H25V203H24ZM32 204H33V203H32ZM38 204H37V205H38ZM40 204H41V203H40ZM44 204H45V202H44ZM50 204H51V203H50ZM50 204H48V205H50ZM81 204H82V203H81ZM87 204H89V203H87ZM117 204H118V203H117ZM120 204H121V203H120ZM120 204H118V205H119L118 207H121V205H123V204H121V205H120ZM127 204H128V203H127ZM127 204H124L123 206L125 207ZM134 204H135V202H133V204H131V206L134 205ZM136 204H137V202H136ZM141 204H142V203H141ZM157 204H158V203H157ZM162 204H164V201H163ZM193 204H194V203H193ZM2 205H3V204H2ZM2 205H1V206H2ZM10 205H11V204H10ZM61 205L63 206V204H61ZM61 205H60V206H61ZM82 205H83V204H82ZM84 205H85V204H84ZM89 205H90L89 209H91L93 205H92V204H89ZM137 205H139V204H137ZM159 205H160V206H163V205H161V204H159ZM11 206H12V205H11ZM11 206H10V207H11ZM13 206H14V205H13ZM20 206H21V205H20ZM20 206H18V209L21 208ZM26 206H27V205H26ZM39 206H40V205H39ZM62 206H61V207H62ZM86 206H88V205H86ZM128 206H129V204H128ZM134 206H135V205H134ZM134 206H132L131 208L133 209ZM5 207H4V209H5ZM30 207H31V206H30ZM44 207H47V205L44 206ZM63 207H64V206H63ZM82 207H84V206H82ZM1 208H2V207H1ZM16 208H17V207H16ZM28 208H29V206H28ZM40 208H41V207H40ZM47 208H48V207H47ZM80 208H81V206H80ZM86 208L88 209V207H86ZM131 208H130V209H131ZM8 209H9V208H8ZM8 209H7V210H8ZM21 209H22V208H21ZM21 209H20V210H21ZM29 209H30V208H29ZM35 209H36V208H35ZM41 209H42V208H41ZM51 209H52V208H51ZM64 209H65V207H64ZM83 209H84V208H83ZM126 209H129V208H126ZM126 209H125V210H126ZM142 209H143V208H142ZM161 209H162V207H161ZM175 209H176V208H175ZM1 210L4 211L3 209H1ZM25 210H26V209H25ZM31 210H32V209H31ZM66 210H67V209H66ZM78 210H79V209H78ZM81 210H82V209H81ZM125 210H124V211H125ZM176 210H177V209H176ZM5 211H6V210H5ZM27 211H28V210H27ZM43 211H44V209H43ZM128 211H129V210H128ZM128 211H127V212H128ZM132 211H133V210H132ZM132 211H131V213L133 214ZM161 211H164V210L162 209ZM9 212H12V211L9 210ZM14 212H16V211H13V213H14ZM24 212H25V211H24ZM40 212H42V211L39 210L38 208L35 210V214H40ZM87 212H88V211H86V213H87ZM127 212H126V213H127ZM143 212H144V211H143ZM193 212H194V211H193ZM196 212H197V211H196ZM5 213H6V212H5ZM13 213H12V214H13ZM16 213H17V212H16ZM44 213H45V212H44ZM78 213H79V212H78ZM86 213H85V214H86ZM126 213H125V214H126ZM173 213L175 214L176 212H173ZM194 213H195V212H194ZM14 214H15V213H14ZM20 214H21V213H20ZM22 214H24V213H22ZM33 214H34V213H32V211H31V215H32V216H33ZM62 214H63V213H62ZM83 214H84V213H83ZM85 214L83 215L84 217H88V218H90V213H87L88 216H86L87 214H86V215H85ZM178 214H179V213H178ZM195 214H196V213H195ZM5 215H6V214H5ZM10 215H11V214H10ZM10 215H9V217H10ZM41 215H42V214H41ZM45 215H46V214H45ZM51 215H52V214H51ZM65 215H66V214H65ZM69 215H70V214H69ZM69 215H67V216H69ZM18 216H19V215H18ZM35 216H36V215H35ZM43 216H44V215H43ZM43 216H42V217H43ZM46 216H47V215H46ZM46 216L44 217V220H45V219H48V217H46ZM55 216H56V215H55ZM77 216H78V215H77ZM15 217H16V216H15ZM75 217H76V216H75ZM78 217H79V216H78ZM78 217H77V218H78ZM80 217H81V215H80ZM202 217H203V219H204V218H207V217H205V216H203V215H202ZM17 218H18V217H17ZM65 218H66V217H65ZM82 218H83V217H82ZM88 218H86V219H88ZM133 218H134V215H133ZM136 218H137L136 220H139V219L141 218V216H140V217H136ZM138 218H139V219H138ZM197 218H198V217H197ZM0 219L2 220L1 215H0ZM4 219H5V218H3V220H4ZM12 219H13V218H12ZM12 219H11V220H12ZM15 219H16V218H15ZM22 219H23V218H22ZM34 219H36V218L34 217ZM68 219H69V218H68ZM74 219H76V218H74ZM80 219H81V218H80ZM83 219H84V218H83ZM83 219H82V220H83ZM131 219H132V218H131ZM131 219H130V220H131ZM142 219H143V218H142ZM207 219H208V218H207ZM36 220H39V219L37 218ZM70 220H72V218H71ZM76 220H78V219H76ZM132 220H134V219H132ZM136 220H134V221H136ZM176 220H177V219H176ZM200 220H201V219H200ZM39 221H40V220H39ZM50 221H52V219H51ZM67 221H68V220H67ZM74 221H75V220H73V222H74ZM139 221H143V220H139ZM14 222H15V221H14ZM17 222H18V221H17ZM24 222H25V223H24ZM44 222H45V221H44ZM47 222H48V221H47ZM53 222H54V220H53ZM63 222H64V221H63ZM63 222H62V223H63ZM68 222H69V221H68ZM68 222H66V223H68ZM71 222H72V221H71ZM73 222H72V224H73ZM79 222H80V220H79ZM83 222H84V221H83ZM97 222H99V220H98ZM143 222H144V221H143ZM199 222H200V221H199ZM205 222H206V221H205ZM9 223H10V222H9ZM27 223H33V222L31 221V217H30V215H27V213H26V215H24V221H23V224H22V225L20 224L21 226H19V227H15V225H14L13 227H15V229L19 230L22 226H25ZM36 223H37V221H36ZM38 223H39V222H38ZM75 223H76V222H75ZM144 223H145V222H144ZM162 223H163V222H162ZM170 223H171V222H170ZM14 224H15V223H14ZM42 224H43V223L41 222V226H42ZM48 224H49V223H48ZM60 224H61V223H60ZM69 224H70V222H69ZM69 224H68V226H69ZM82 224H83V223H82ZM191 224H192V223H191ZM12 225H13V224H12ZM12 225H11V226H12ZM44 225H45V224H44ZM52 225H53V224H52ZM161 225H162V224H161ZM195 225H196V224H195ZM195 225H194V226H195ZM6 226H7V225H6ZM17 226H18V225H17ZM65 226H66V225H65ZM68 226H67V227H68ZM71 226L73 227V225H71ZM145 226H146V224H145ZM9 227H10V226H9ZM46 227H48V226L46 225ZM46 227H45L44 229H46ZM54 227H55V226H54ZM69 227H70V226H69ZM36 228H37V227H36ZM55 228H56V227H55ZM55 228H54V229H55ZM140 228H142V227H140ZM146 228H147V227H146ZM146 228H144V229H146ZM48 229H49V228H47V230H48ZM51 229H53V228H50V230H51ZM35 230H37V229H35ZM39 230H40V229H39ZM139 230H140V229H139ZM142 230H143V229H142ZM37 231H38V230H37ZM37 231H36V232H37ZM41 231H42V229H41ZM45 231H46V230H45ZM45 231H44V233L47 232V231H46V232H45ZM84 231H85V230H84ZM49 232H50V231H49ZM143 232H144V231H143ZM51 233H52V232H51ZM42 234H43V232H42ZM46 234H47V233H46ZM43 235H44V237H45V234H43ZM49 235H50V234H49ZM83 235H85V234H83ZM193 235H194V234H193ZM81 236H82V234H81ZM165 236H167V235L165 234ZM202 237H203V236H202ZM81 238H82V237H80V240H81ZM83 238L86 239L85 237H83ZM204 238H205V237H204ZM208 238H209V237H208ZM45 239H47V238H45ZM74 239H77V238H74ZM206 239H207V238H206ZM209 239H210V238H209ZM202 240H203V239H202ZM75 241H77V240H75ZM204 241H206V240H204ZM207 241H208V240H207ZM210 242H211V241H210ZM213 242H214V240H213ZM188 243H189V242H188ZM186 244H187V242H186ZM165 245H167V243H165ZM189 246H190V245H189ZM194 246H195V245H194ZM194 246H193V247H194ZM197 246H198V245H197ZM199 248H201V247H199ZM96 249H97V248H96ZM188 249H189V248H188ZM190 249H191V247H190ZM98 251H99V248H98ZM211 251H213V250H211ZM211 251H210V252H211ZM96 252H97V251H96ZM194 252H195V251H194ZM76 253H77V251H76ZM214 254H215V253H214ZM214 254H213V255H214ZM78 255H80V254H78ZM78 255H77V256H78ZM197 255H198V254H197ZM225 255H226V254H225ZM137 256H138V254H137ZM140 256H141V255H140ZM143 256H144V255H143ZM199 256H200V255H199ZM205 256H206V255H205ZM223 256H224V255H223ZM213 257H214V256H213ZM216 257H217V256H216ZM22 258H23V257H18L19 260H20V259L22 260ZM88 258L90 259V257H88ZM142 258H143V257H142ZM191 258H192V257H191ZM86 259H87V258H86ZM89 259H88V260H89ZM144 259H145V258H144ZM192 259H193V258H192ZM203 259H206V257H203ZM83 260L86 261L85 259H83ZM146 260H147V258H146ZM183 260H185V259H183ZM197 260H198V259H197ZM197 260H196V261H197ZM209 260H210V259H209ZM80 261H81V260H80ZM200 261L202 262L201 259H200ZM21 262H22V261H21ZM192 262H194V261H192ZM203 262H204V260H203ZM207 262H208V261H207ZM218 262H219V261H218ZM183 263H184V262H183ZM211 263H212V262H211ZM211 263H207V264H211ZM213 263H214V262H213ZM215 263H216V260H215ZM192 264H194V263H192ZM195 264H196V263H195Z\"/></svg>","mask_w":264,"mask_h":264}]
</instances>
